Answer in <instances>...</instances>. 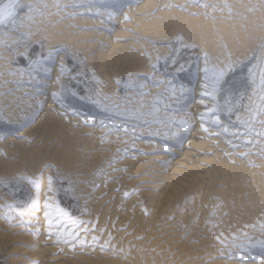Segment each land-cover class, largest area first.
Masks as SVG:
<instances>
[{
  "label": "rangeland",
  "instance_id": "374dc122",
  "mask_svg": "<svg viewBox=\"0 0 264 264\" xmlns=\"http://www.w3.org/2000/svg\"><path fill=\"white\" fill-rule=\"evenodd\" d=\"M28 1H31V0H17V7L15 8L14 18L12 20L6 21L3 26H0V39L2 40V41L1 40L0 41H1V43H3L2 45L4 47L2 49L3 52H1V55L6 56L5 61L7 62V64L12 66V67H28V66H30V64L36 65V67H37V69L36 68L34 69L35 72L32 71L31 74L29 76H27L28 78L24 79L23 84L19 85L18 91H20L19 92L20 97H22V99H25V98H27V96L30 97L31 95L35 94V91L39 90L38 88L40 86H38V85L41 83V80H44L48 83L54 82V86L57 87V89H55L56 94H53L54 97H52V95H51L50 98L48 100H46L47 103L50 102L55 107L58 106L64 112H67L68 110L70 111V109H71V111L72 110H74L75 112L77 111L76 113L79 114L80 116L78 115V117L76 119H79L80 117H82L83 115L85 116V114H86L87 116L88 115L94 116L96 118L97 122L96 123L94 122V124L93 123L88 124V126L85 127V128L89 127L88 129L95 128L94 129L95 132L94 131L93 132H89V131L88 132H84V131L81 132L82 130L79 131L78 128L76 127V125L75 126L74 125L69 126L68 125L69 120H67L68 122L65 121L64 122L65 125L63 124L62 126H59V127L60 128L62 127V129H67V136L68 137L65 138L66 141H65V144L63 145L64 147L62 146V143L60 142L59 143L60 145L57 146L59 149L57 150V147H56L55 150L52 151V154L54 153L53 155H55V157L50 155L49 160L45 159L44 162H47V164L43 163V165L44 166L46 165L47 168L43 166L44 168L42 167V169L39 170V172L37 169H35V171H33L32 169H28V172H27V170H26L27 168L25 167V169L21 168L22 170H21L20 174L15 172L16 175L19 174L18 176H16L14 174V176L12 175L10 178H7V179L6 178H0V210H1L0 216H2L4 211H7L6 208H8V211L11 212L12 214H15L17 212V210H20L21 212L24 213L22 218H20V220H21V222L19 224L20 227L21 226L25 227L29 223L30 224L33 223V222H31V220H33V219H35V221H38L41 224L49 223L50 225H53L54 228L56 229V231H55L56 235L54 234V230H53L52 231L53 233L50 232L49 234L44 236L48 239H51L53 237L51 239L52 241L49 240L50 242L47 245V247H48V246H54L55 243H56V245L59 244V242L62 238L59 237L58 233H59V230H60L62 224L70 225L69 229L70 228L72 229L74 227V229L76 228L75 230H78V229L82 228L83 225L92 221L94 217L99 221L100 220L103 221V219L105 218V215H103V214L106 212V211L104 212V210L109 208L108 211L114 212L117 214V216H116L117 218H115V220H116L115 224L116 225H113V227H112L115 230H112V228H111L110 229L111 231L108 230L110 233L109 232L105 233V230L108 229L107 227H105L104 231L100 235L97 232H94V233L92 232V235H94V236L96 235L97 237H99V238H97L95 236V238H93V239L97 238V240L100 241V243L106 234L107 236H105L104 240H105V242H107V241L108 242L105 243L103 246L98 244V246L95 247V252H94L95 255H93L94 253H91V254H86V253H78L77 254L76 253V254H74L75 256L73 255L71 258H69V261H71V262L75 261L76 263H79V264H86L87 262L88 263L90 262V264H91L92 262H94L93 260H95V259L96 260L93 264H97L98 263L97 260H100V259H101V261L99 262V264H106L108 261L109 262L107 264H113L112 262H114V261L116 262V259H117V261L119 260V262H117V263L114 262V264H118V263L119 264H124V263H126V264H132V263L133 264H135V263H137V264H165V263L172 264V261H174V259L176 262L175 264H179V263L180 264H183V263L184 264H193L194 262H195L194 264H206V263L215 264L214 262H217V261H218V264H222V263L225 264L224 261H226V264L228 262L230 264L231 263L232 264L233 263H235V264H253L254 263L255 264L256 262H257L256 264H259V262L261 264L262 261L264 262V250H263L264 249L263 248L264 247V225H263L264 216L263 215L259 216L260 218L262 217L261 222H260L259 217L256 219V218H251L248 215L247 216L242 215V213H243L242 208L244 206L243 204L244 203L247 204L249 201L252 200L255 191L258 192V188L256 186H253L255 191H254V189H252V191H250L251 189L249 187H247V184L251 183V179L249 177L245 176L246 178H248L247 179L248 181H246L245 180L246 178L244 179L245 174L243 172H241V171L239 172L237 170L239 173L238 172L234 173V174H236L234 176H236L235 178L238 180L237 182L240 184V185L239 184L237 185L238 188L237 187H235V188L230 187L228 189L227 188L224 189V192H222L223 190L221 188H223V185H225V184L223 182H221V183L217 182L216 185H218V186H216L217 188L215 187V190L217 189L216 190L217 194H216L215 190L212 191L214 189L212 187L213 184L212 183L210 184L209 181H208V183H206L207 186L202 185L201 186L202 188L197 187L200 190V192H199L198 189L196 188L197 193H199L201 195L198 194L199 195V197H197L198 199L197 198L195 199L196 201L194 202V206H195V207L193 206L194 208L192 207V208L188 209L190 207L189 203L191 200L189 197V193L188 194H187V192H185L186 194L183 193L180 196V197H182L181 200H178V197H177V199L175 200L176 203L174 201V203H173L174 206L172 205L173 208L170 207L171 210H169V212L174 210L172 212L173 214L171 213V217L175 216V217H173V219H176V218L177 219L174 221L170 217V213L167 215L165 213H163L164 216H163V214L161 215L162 220H164V217L166 216L165 222H167V223L170 222L169 224L171 225V227H172V225L174 226V224L176 225V227L178 226L179 228L173 227V228H175L174 230L177 229V231L173 232V236L171 234H169V237L168 236H161L162 238L161 237H153L154 239L150 238L149 239L150 241L148 240V243L145 244V247H143L144 249H141L142 246H144V244L143 243L138 244V242L143 240L145 236L143 237V235H141V239H140V234L138 236V234L129 235V234H127V232H126V234H120L119 233V231H121L122 233L127 231L129 224H131L133 222V220L135 219V216L131 215V216H128V220H127L126 219L127 217H124L127 215L123 216L121 214L122 208H124L123 206L127 205V203L129 202L128 200L135 194V189L134 190L129 189V193L125 194V195H124V191H126V189H122L124 191H122V190L119 191L117 189L119 191L117 194L120 193L121 196L119 195L117 198H112L111 200L109 199V201H108V199L106 200L107 193L105 191L103 193L99 194V196L96 198V196H97V195L95 196L96 192L101 187L106 186V184H107L106 181H108V179L107 178H105L106 180L102 179V181L100 182V179L102 178L101 176H103V172H105V171H101L99 173L98 176H100V177L95 176L96 175L95 173L97 171V166H98L97 163L100 159H98V161H96L97 156L94 155V152L96 153L98 151H101V149L103 148V150L101 151L102 156L100 155V158H102L105 154L106 155L109 154V152H110L109 156H113L114 154H118L116 161L119 159H122V158H124V159L126 158L127 160L136 159L137 157L143 158V156L145 157V156H149V155L150 156L151 155H153V156L162 155L168 160L174 159L175 156L169 155L170 149L182 150L184 147L183 145L190 138L191 131L194 130V128H195V126H192L190 128L189 132L188 131L187 132L182 131L181 128L179 127V124H178L179 121L175 120V118H178V116H181L182 114H186L187 112H189V113L191 112L188 109L194 102L193 93H192L193 90H192V92H189L188 94L182 96L181 98L180 97L179 98H172L170 96L165 95L163 92H161V90L157 89V86L154 84V80L157 77H161L162 79L163 78L164 79L169 78L178 87H180L182 85L194 86L200 77H202V79H203V78H205V76H207L208 78L206 77L207 79H204V80H207L208 82H210V81L214 80V78L217 77L221 73V70H222V72L226 70L225 78L218 85V88H217L216 98H215L216 110L213 112V113H215L214 115H217L221 119V121H223V122L221 124H218V125L217 124L216 125L205 124V126H206L205 129L211 131V133H212V135L208 134V136H204V139L206 141H208L206 143V148H207L206 150H208V152H206L205 150L197 152L195 150L194 153H196V155L198 157H201V158L206 157L209 159H211V158L214 159L215 157L213 155L215 153L222 154L224 151L228 150V152L235 155L234 161H238V163L243 161L245 155H241V156L236 155L235 152L232 151V148H230V146L232 147V144H230V142H232V139H234V137L235 138L238 137L240 139V138H244L247 136L245 133L240 131L241 127L243 126V123L247 121V119H249L250 117H251L250 119H252V116L254 115L253 112L256 108L255 104L257 105V103L259 102L258 100H260L259 96L262 94V91L259 87V84H260V80L262 78L261 73L264 72V47H261V45H264V20L258 19L259 21L258 22L256 21L257 23L255 22L254 25L253 24L250 25L249 23H246L242 20L240 22V20L237 18L241 14L245 15V14L250 13L251 15L252 14L254 15L255 12L257 13L259 6L261 8L260 4L264 5L263 4L264 0H255L256 2H254L252 0H241L240 3H238L237 0L236 1L235 0H225V2H223L224 0H220V2L222 1L224 4L221 2L223 5V6L221 5L222 8H219V11L218 10L213 11L214 13H216V12H218V13H216L217 16L212 14V15H214L212 17H209L208 14H206L207 11H203V14H201L199 12V10H196V11L192 10L193 12L184 11V8H183L184 4L183 3L188 4L186 0H181V1H179V0L169 1L168 0L169 1L168 5L169 6L171 5L170 7L167 6V4L162 6L161 3L163 2V0H152L153 4H155V6L154 5L153 6L156 8H153V7L147 8L146 6L142 8L141 3H143L145 0H143V1L142 0L141 1L140 0H121V1H118V0H93V1L92 0H84L85 3L89 2V1L90 2L88 3V5L83 2L82 5H84V6H76L77 8H75V6H71V5L69 6V3H67L68 6L66 4H64V7L63 6L62 7L66 8L67 10H78L79 9V10L85 11L84 14H86V15H82L81 17H77L76 19H78V18L86 19L87 18V19H89V21L93 20L91 22L94 25L93 24H92V26L90 24H89V26L88 25H79V27H78V26L74 25V21H75L74 19L75 18H73V17H68V18L66 17V19H61V20L57 19V21H56V23L58 22L57 24L54 23L55 21L53 22V24L55 26H58V25L60 26V24L63 23V21L65 22V24L67 26L64 25L61 29H59V32L56 33L55 40L52 43L53 45L51 46V44H50L51 48L49 47L50 49H48V50L45 47L46 45H44L46 43V41L42 37H40L41 36L40 32H37L38 31V28H37L38 19H37V17H39L41 14H43V11H41V12L31 11V9H29V7L26 5V2H28ZM33 1H36L37 3L43 2V0H33ZM46 1H48V0H46ZM96 1H97V3H96ZM8 2H9V0H0V7H3V5L8 3ZM100 2H101V4H100ZM171 2L173 3V6H172ZM199 2H201V1L198 0V3ZM242 2H244V3H242ZM249 2H250V4H249ZM128 3L130 4V8L134 5H135L134 7H137V8L141 7V9H140L141 13L138 14V16L139 15L140 16L141 15L149 16V17H146L147 21L144 20L142 22L143 27L146 26L145 28L146 29L148 28L149 31H147L145 28L141 29L142 25L141 26L139 25V27L136 30H134V28H132L131 26L130 27L132 29L129 27L128 28H126V27L122 28L123 26L121 27L120 25H117L115 22H113L111 19L107 18L108 16L106 15V13H114L115 12V15H121L123 9L125 8L126 4H128ZM225 3L227 4V7H226ZM231 3L237 8H235L233 5L230 6ZM246 3H247V5H246ZM256 3L259 5L257 6ZM228 4H229V6H228ZM254 5H256L255 8L253 7ZM93 6L95 7V9H98V10L100 9L99 12H101V11L102 12L99 14H96V16H89L88 14H91V13L89 12L88 9H91V10L94 9ZM246 6L248 8V10H247L248 12L247 11L243 12V13L241 12L238 15L235 9L245 10V9H247V8H245ZM194 7L195 8L199 7V4H197V6L194 5ZM149 8L151 9V12H149L150 11ZM170 8H172V9H170ZM232 8H234V9H232ZM145 9H147V10H145ZM255 9H257V11ZM106 10L108 12H106ZM159 10H160V14L157 15L156 13H158ZM172 10H173V12H172ZM224 10H225V12H224ZM226 11H228V12H226ZM175 12L177 15L175 14ZM170 13H174L173 14L174 16L171 15ZM179 13H181V15ZM35 14H36V16L34 17L33 15H35ZM182 14H183V16H182ZM223 14H224V17L227 16L228 18L226 17L224 20L220 19L222 21L221 22L220 20H218L217 17L221 16ZM160 15H161V17H159ZM229 15L231 16V18ZM163 16L164 17L167 16V17L165 19H163L164 18ZM171 16H173V17H171ZM233 16H235V17H233ZM178 17H183V18H180V20H179L180 23L178 22ZM25 18H27V19H25ZM160 18H162V19H160ZM34 19H36V21ZM71 19H72V21H71ZM158 19H159V22H156V21H158ZM182 19H184L183 20L184 23L182 22ZM195 19H196V21H195ZM22 20H23V24H22ZM165 20H166V22H165ZM193 20H194L193 25L195 24L194 26L191 25ZM199 20L201 21V23L200 22L198 23ZM216 21H218L219 23ZM27 22H29V24ZM32 22H34V23H32ZM67 22H68V24H67ZM153 22L155 24H153ZM175 22H176V25L178 24L177 26L174 25ZM207 22L210 24H214V25H212V27H211V25H208ZM148 23H149V25H148ZM150 23L152 24L151 26H150ZM158 23H160L159 25H161V26L157 25ZM164 23H165V25H164ZM242 23H244V24L246 23V24L244 25ZM26 24H27V26H26ZM35 24H37V25L35 26ZM180 25H181V27L179 28ZM186 25H187V28H186ZM207 25H208V27H207ZM215 25H217V27ZM230 25L232 26V28ZM239 25H241V27ZM242 25H244V26H242ZM72 26H74V27H72ZM163 26L165 29L162 31ZM182 26L185 28L183 29ZM229 26H230V28H229ZM168 27L170 30L172 28L173 31L172 30L170 31L168 29ZM173 27H175V28H173ZM75 28H77V29L75 30ZM157 28L159 29V32L157 30H155ZM217 28H219V29H217ZM225 28H226V30L228 28L229 29L226 31ZM233 28L235 29L234 32H233ZM34 29L37 31H35ZM68 29H69V31L67 32ZM73 29H74V31H72ZM138 29H140V30H138ZM236 29L237 30L240 29V31L238 30V32H236L237 31ZM241 29H242V31H241ZM29 30H31L32 32ZM78 30H80V31H78ZM145 30H146V32H145ZM150 30H151V32H150ZM153 30H155V31H153ZM165 30H166V32H165ZM64 31H65V33L66 32L67 33L65 34ZM132 31H133V33H132ZM220 31H225L223 33H227L228 35L223 34L221 32L223 34L222 35L219 33ZM228 31H229V33H228ZM69 32H71V33H69ZM115 32H123V33L129 35V37L127 35L126 36L123 35V36L127 37L128 40H127V38L122 37V36L121 37L119 36L117 38L114 34ZM144 32H145V34L147 33L146 36L148 35L147 36V38L149 37L148 39L145 38ZM153 32L154 33L158 32V35L156 36L158 38V40L155 37H153V36H155V34H153ZM164 32L166 34H163ZM206 32L208 33L210 38L207 37L208 35ZM210 32H211V34H210ZM88 33H89V35H88ZM135 33H137V34H135ZM139 33L143 34L144 37L141 36ZM159 33H161V34H159ZM205 33L207 36L205 35ZM80 34L83 37L80 36ZM63 35H65V36H63ZM78 35H79V37H76ZM90 35H92V36H90ZM100 35L106 36L109 39H112V37H115L114 39L117 38V40H119V43H118L119 46L117 45L118 46L117 48H119L122 44L127 45L129 42L136 44L134 47L131 48L132 51H130V52L134 54V57H137L138 55H140L141 57L139 56L140 58H138V57L137 58L142 59L143 61L139 60V61H141L139 64V61L137 59L138 63H136L132 69L135 71L136 65H137V69L139 66H141V67H139L140 69H142V68H144L146 70L149 69L148 70L149 73H147L146 70H144V69H143L142 73L140 71H138L139 69L137 70V72H138L137 74L134 71H133L134 74H133V72L131 73L132 75L130 74L129 71H127V72L125 71L126 72L125 73L123 71V68H122L123 66L121 65V67H120V65H119L120 63H118L119 60L115 61V58H111L112 60L111 59L109 60L108 57L106 58L105 49L107 46L103 42V40H101L97 37ZM138 35H140L142 38L139 37ZM221 35H222V37H221ZM224 35L228 36V37L226 38ZM86 36L87 37L90 36L91 38L90 37L87 38ZM158 36H160V38ZM65 37L67 38V40ZM74 37H75V40H74ZM78 38H80V39H78ZM120 38H122V39H120ZM206 38H208L209 40ZM124 39H126V40H124ZM60 40H61V42H60ZM70 40L73 41L72 45H71L72 41L70 42ZM56 42H57V44H56ZM75 44L77 45V47L75 46ZM78 45L81 47V49H80V47H78ZM88 45H89V47H88ZM93 45H94V47H93ZM204 47H206L207 50ZM77 48H79V49L77 50ZM49 50H50V52H49ZM5 51H6V53H5ZM117 53L119 54L120 52L117 51ZM30 55H34V57L31 58ZM98 55H99V57H98ZM135 55H137V56H135ZM58 56H60V57H58ZM60 59L63 60V62H64L62 65L60 64L61 63L59 61ZM106 59L109 61H113V62H109V61L107 62ZM118 59H120V58H118ZM153 59L154 60L156 59V62ZM105 61L107 62V65H106ZM114 61L117 62L118 64H116ZM142 62L144 63V66H143ZM58 65L61 67H59ZM110 65H111V67H110ZM116 65H119V66H117L118 69L116 67H114ZM145 66H148V67H145ZM58 67L60 68V70ZM104 67H106V69ZM107 67L111 68V70L109 71V68H107ZM119 67H120L121 71H123V72L119 71L120 70ZM50 68H51V70H50ZM99 69H100V71H99ZM200 69H203V72H200ZM249 69L252 70L251 75H250ZM114 70H116V72H114L115 74H114V77L112 78V76H113L112 71H114ZM53 71L55 73L56 72L57 73L59 72V73L54 75ZM98 71H99V73H98ZM207 71L210 72V75L208 74L209 72H207ZM241 71L244 72V79L241 76ZM119 72L123 73V75ZM145 72H146V74H145ZM150 72L152 74L153 73L154 74L152 75ZM46 73H50V74H46ZM116 73L117 74L119 73L120 75L119 74L117 75ZM139 73H141V74H139ZM231 75H232V77L230 78L229 82L226 83V79L228 77H230ZM56 76L57 77L60 76V77L57 78ZM105 76H107V77L110 76L111 79L109 77L108 78L106 77L107 78L106 79ZM251 76L255 77V83L254 84L252 82H250L252 80ZM103 79H106L108 82L106 80H103ZM55 80H58V81H55ZM244 80H246V81H244ZM107 83H109V84H107ZM58 84H59V86H58ZM110 85L111 86L113 85L112 90L108 89L109 87H111ZM56 87H54V88H56ZM58 88H59V90H58ZM254 88L257 90V91L255 90L256 91L255 94L253 93ZM57 90H58V92H57ZM258 90H260V91H258ZM259 92H260V94H259ZM25 93H27V94H25ZM256 93H258V94L256 95ZM145 94H147V95H145ZM158 95L161 99L158 97ZM255 95L258 98L255 97ZM250 96H252V97L250 98ZM168 97H169V99H168ZM254 97H255L256 101L253 100ZM52 98H53V100H52ZM158 98L160 101L158 100ZM173 99H175V100H173ZM176 99H178L179 101ZM55 101H56V103H55ZM112 101H114L115 103H113ZM169 102L172 103V105ZM247 103H248V105L251 103L249 105L250 107L247 106ZM166 104H167V106H166ZM115 106H116V111L113 108ZM23 107L22 108L17 107L16 110L18 108L22 109V110H20L21 112L18 109V111H16L15 114H13L14 116H12L10 118V116H8L5 113V109H3L0 106V131L4 132L6 130L5 132L8 131L7 133L13 134V133H16L18 131H22L23 129L28 127V125L31 123V119L28 118V115H30V112H28L27 108H23ZM248 109H249V111H248ZM26 112H28L29 114H27ZM115 112H116V114H115ZM243 112H245L244 115H243ZM247 112H248V114L246 115ZM113 113L115 115H113ZM240 113L242 114L243 118L239 117L241 115ZM67 114H69V113H67ZM117 114H119V115L117 116ZM168 115L170 117H168ZM237 116L240 119L237 118L235 121H233ZM68 117H70L72 119V118H74V115L69 114ZM244 119H245V121H244ZM11 121H14L15 124L16 123L17 124L15 125L14 122L12 123ZM238 123L240 126L238 125ZM9 125L13 126V127H11L12 130L8 129ZM226 125H227L229 132L228 131H221L222 128ZM65 126H67V128ZM71 126H72L71 130H73V131L69 130L71 128ZM73 126H74V128H73ZM200 129H201V127L199 128V131H200ZM233 130L234 131L237 130L240 132L237 133V132H234ZM69 131L71 132L70 133L71 135L69 134ZM60 132H61V130H60ZM73 132H75V133H73ZM76 132H78V134H76ZM72 135H74L75 137L73 136L74 137L73 138ZM106 136H109V137L105 138ZM85 139H86V141H85ZM88 140H90V141H88ZM91 140H93L92 141L93 144L91 143ZM85 142L86 143L88 142V144H87L88 146L86 145ZM143 142L144 143H155V144H157L158 147H155L156 149H154V147H153V148H151L152 150L147 149L145 151V149L143 150V149H141L142 147H140ZM221 142L223 144V146H220V148L222 150H218L220 148H216V147ZM223 142H227L229 144L226 145ZM69 144H71V145H69ZM76 144H78V145L76 146ZM89 144H92V145H90L92 148L89 147ZM103 144H104V146H102ZM106 144H108V145H106ZM105 145H106V148H105ZM61 146L64 150L60 149ZM67 146L69 147V149ZM73 147H75V148L77 147L75 149L76 151L74 150V152H73V149H74ZM96 147H98V149ZM109 147H111L112 150ZM90 148L91 149L96 148V149L91 150ZM71 149H72L71 154L72 153L73 154L70 156L69 151ZM88 149H90L91 151ZM165 149H167V151H165ZM59 150L61 152H59L58 153L59 155H57L56 151H59ZM104 151H106V153ZM64 152L69 153V156L68 155H67L68 157L66 156V158H67L66 160H69L67 162H65L66 160L64 159V157L66 155ZM0 153H1V151H0ZM62 153L64 154L63 157H62V155H63ZM87 153H89V154H87ZM91 153L94 155V157ZM112 153H114V154H112ZM80 154H83L82 159H80V156H79ZM87 155H89V156L87 157ZM128 155H131V156H128ZM3 156H6V155H3ZM7 156H9V155H7ZM72 156H73V158H72ZM0 157H1V154H0ZM51 157H53V158H51ZM78 157H79V159H77ZM95 157H96V159H95ZM71 158H72V160H71ZM52 159L54 161L56 159L57 162L55 161V163L53 162L51 164V162L53 161ZM93 159H95V161ZM214 160H216V159H214ZM74 161H76L77 163ZM80 161H83V162H80ZM86 161L88 163H86ZM62 162H64V163H62ZM70 162L71 163L73 162V166ZM93 162H96L95 165ZM61 163L63 165H61ZM231 163L232 162H230L229 164L233 165ZM53 164H55L56 167H54ZM56 164H58V166ZM68 164H70L72 166V168L70 167V169H69ZM77 164H78V168L76 167ZM89 164L93 167H91ZM96 164H97V166H96ZM66 165L68 166V168ZM87 165H89L88 166L89 168L87 167ZM157 165L159 168H161L159 171L160 175L158 174V177H161L165 173L164 169L167 167L168 163L161 162V163H157ZM59 166H62V167L66 166V167L65 168L63 167V169L61 167L59 169V168H57ZM83 166H86V167H83ZM95 166H96V169H95ZM75 167H76V169H75ZM93 168H94V170H93ZM248 168L253 169L254 167H252V165H248ZM65 169L67 171H65ZM36 170H37V173L39 174V176H37L38 174L36 173ZM46 170H48L49 172ZM75 170L77 173H78V171H81V170H82V172H79L77 175ZM83 170H85V171H83ZM92 170H93V173H92ZM18 171H20V170H18ZM29 171L31 173H29ZM61 171H63V172L61 173ZM24 172L26 174L28 173V175L30 174L31 176L29 175L27 177ZM64 172H66V173H64ZM87 172H90V174ZM162 172H163V174H162ZM21 173H23V175H21ZM48 173H49V175H48ZM81 173H84V175L83 174L81 175ZM44 174H46V175H44ZM230 174L231 173H229V180L231 177H234L232 174L231 175ZM86 175L89 176V178ZM219 175L223 176L222 172H219ZM32 176H34V177H32ZM44 176H46L47 178L50 177V179L52 180L53 187L51 185L50 191L53 194V196L55 195V199L53 197L52 206H51L53 208L51 211V212H53V214L51 212H49V213H51V215H50L47 212V216L44 215L43 217H41L40 214L42 211H40V210L41 209L43 210V208H41L42 205H41L39 195H40V193L44 187L43 183H42L43 178H46ZM83 176H85L84 178H86V179H84L85 181H81V180H83ZM142 176H143V172H141V171L138 172L136 175L134 174L133 177L130 179L131 182H129V183L133 184V185L131 184V186L139 185L140 183L137 181ZM92 177H95V179L97 180V181L94 180V182H93L94 184L96 183L95 185L93 183L89 184ZM215 177L216 176H214V178ZM240 177L242 178V180L240 179ZM80 178H81V180H80L81 184L78 181ZM30 179H32L31 183H29ZM252 180H254V179H252ZM86 181L88 182V185H90L91 187H89L87 185ZM133 181H135V183H133ZM244 181H245V183H244ZM98 182H99V184H98ZM103 183H105V184H103ZM84 184H86V187L84 186ZM97 184H98V186H97ZM220 184H221V186H220ZM242 184H243V186H242ZM78 185H80V187ZM82 185L84 186L83 188L81 187ZM118 186L128 187V184L124 185V186H121V184H119ZM245 186L247 187V189ZM219 187H221V188H219ZM241 187L243 190L241 189ZM218 188H219V190L220 189L222 190V191L220 190V193H218V191H219ZM256 188H257V190H256ZM86 189H88V190L86 191ZM231 189H235V190L237 189L238 192H240V193L242 192L241 194H244V195L237 193L236 192L237 190L236 191L233 190V192L235 193L234 194L231 192L232 191ZM201 190H202V192H201ZM240 190H242V191H240ZM89 191H90V193H89ZM204 191L207 192V194ZM227 191H229V192H227ZM248 191H249L250 195H249ZM83 192H85V193H83ZM86 192L88 193L87 195H86ZM210 193H212V194H210ZM223 193L224 194L227 193L225 195L226 196L228 195L229 198H228V196L227 197L224 196V198L226 197L228 200L225 199V201H224L222 199V197L224 195ZM230 193L232 194V196ZM82 194L85 195V198ZM221 194H222V196H221ZM186 195H188V196H186ZM81 196H83V197H81ZM86 196H87V198H86ZM215 196L217 197V199ZM233 196H234V199L236 201H234ZM120 197H122V198H120ZM210 197H212V198H210ZM245 197H246V199H245ZM81 198H82V201H81ZM124 198H125V201H124ZM183 198H185V199H183ZM186 198H187V200H186ZM220 198H221V200H219ZM242 198H244V199L241 202ZM83 200H86L85 201L86 203L83 202ZM144 200L145 199H141V201L138 200V202H136V204H135V207L136 208L140 207V204L142 205V207H145V205H146V207L143 209L140 207L142 209V211L140 213L141 214L146 213V208H147L148 210H147L146 214L150 215L152 212V206H151L150 202L148 203V201H146V200L144 201ZM205 200H206L207 204L205 203ZM89 201H92V202L94 201V202L93 203L91 202L92 204L90 205ZM97 201L101 204V206H99L100 204H98ZM121 201H122V204H121ZM183 201H185V202H183ZM226 201L229 204L228 203L226 204ZM124 202H126V203H124ZM54 203H57L58 205L54 204ZM95 203L97 204L98 207H100L99 210H96L97 206ZM111 203L113 204V206ZM117 203H119V204L117 205ZM234 203H236V206L239 208L240 212L238 211V208H236ZM107 204H108V206H107ZM179 204H181L182 206H178ZM89 205H90V207H89ZM196 205H198V206H196ZM55 206H56V208H55ZM199 206L201 208H198ZM86 207H88L87 210H85ZM115 207H117L116 210H115ZM185 207H187V212L189 211L188 213L185 212V210H184V209H186ZM228 207H229V209L227 210ZM223 208H224V210H223ZM230 208L231 209L233 208V209L231 210ZM198 209L199 210L201 209V211L199 212ZM221 209H222V211H221ZM2 210H3V213H2ZM94 210L97 211L96 216L93 215V213L96 212ZM101 210H103V211H101ZM118 210H119V212H118ZM143 210L145 212H143ZM179 211L181 213V216L183 213L182 211L185 212V213H183L182 217L180 216ZM202 212H203V214H202ZM238 212L242 216H240L238 214ZM34 213H36L35 216L33 215ZM94 214H96V213H94ZM188 214L190 215V217H188L189 216ZM194 214H195V216H194ZM236 214H237V216H236ZM53 215H54V217H53ZM81 215L83 217L85 216L84 219ZM90 215H91V217H88ZM98 215H99V217H98ZM101 215H103V216L101 217ZM191 215H192V217H191ZM234 216H236L237 219H235ZM238 216L241 218V220H240V218H238ZM77 217H78V219H81V220L78 221V219H77V221H76L75 219ZM179 217H181V218H179ZM185 217H186V219H185ZM219 217H220V219H219ZM231 217H233V219ZM86 218L87 219L89 218L88 221H86L87 220ZM182 218H184V219H182ZM245 218H246V220H245ZM168 219H169V221H168ZM27 220H29V221L27 222ZM178 220H179V222H177ZM219 220H221V221H219ZM238 220H240L239 221L240 224H238ZM244 220L246 223L244 222ZM58 221H60V223L55 224ZM125 221H126V223H125ZM172 221H174V222L172 223ZM186 221L187 222L189 221V222L187 223ZM215 221H216V223H215ZM223 221H225V222H223ZM233 221H235V223ZM180 222H181V224H180ZM217 223H218V225H217ZM236 223L238 225H235ZM120 224H122V226ZM124 224H125V226H124ZM177 224H179V225H177ZM193 224H195V226ZM259 224H261V226H259ZM234 225H235V227H233ZM183 226H184V229L186 231H183L184 230V229H182ZM228 226H230V227H228ZM238 226H239V228L236 229V227H238ZM185 227H187V228H185ZM192 227H194L197 230V232L195 233L196 236H195V234L192 235L193 233L190 232V228H192ZM196 227H198L199 230ZM219 227L221 228L220 230H219ZM232 227H233V230H232ZM74 229H72V230H74ZM120 229H122V230H120ZM230 229L232 230L231 232H230ZM117 230H118V232H117ZM188 230H189V232H188ZM211 230H213L214 232L213 231H212L213 233L210 232ZM221 230L224 232H222ZM0 231H1V227H0ZM112 231H115L118 234L117 233L114 234ZM182 231L184 232L183 233L184 235H182V233H181ZM27 233H24V231H23V234H27V236H29L30 232H27ZM90 233L91 232H89L85 238L86 242L88 240V236L92 237L89 235ZM176 233H177V235H176ZM214 233H215V235H214ZM20 234H22V233H20ZM110 234H111V236H110ZM188 234H191V236L193 238H191V236ZM38 235L43 236L44 234H42L41 232H38ZM117 235H118V237H117ZM121 235H122V237H120ZM123 235H125V237ZM174 235H176L175 236L176 238H174ZM178 235L180 236V239L177 238V237H179ZM216 235L218 236V238L220 237L219 239L221 241L225 240L224 239L225 236H228V237H225L226 240H225V243H223L224 241L223 242L218 241L219 239H217ZM39 236H37V237H39ZM200 236H202V237H200ZM24 237H25V235H24ZM37 237H35V238H37ZM126 237H128V239ZM135 237H137V239H135ZM172 237L174 239H170ZM194 237H196V238H194ZM211 237H213L212 240H211ZM157 238H159L162 241H160V243H156L157 245L155 244V246H153V248H152L151 242H152V240H158ZM209 238H210V240H209ZM227 238L230 240H228ZM109 239H110V241H109ZM129 239H131V240H129ZM166 239L168 241H171V242H168ZM188 239L190 241H188ZM235 240L237 243H234ZM240 240H242V241H240ZM79 241H81V238ZM112 241L114 242V244ZM166 241L172 247L169 246L166 243ZM208 241H210V242H208ZM213 241L215 242V244ZM216 241H217V243H216ZM226 241H227V243H226ZM230 241L231 242L234 241V242L231 243ZM110 242H112L113 245H111ZM125 242H127V243H125ZM174 242L177 244H175ZM182 242H184V243H182ZM202 242H204V244ZM207 242L209 243V245L207 244ZM238 242H239V244H238ZM52 243H53V245H52ZM123 243H124V245H122ZM162 243H164L163 245L166 244L167 246L166 245L162 246ZM171 243H173V244H171ZM219 243H220V245L221 244L222 245L219 246L218 245ZM1 244H2V248H3V242L0 241V264H11V260L9 261V259H12V258H13L12 262L14 264L16 263V260H19V262L17 261L16 264H40L39 263L40 261H38V260L33 261V262L30 261L29 255H27V254L35 253L36 249H33L32 247L30 248L29 246H27L26 243L21 244L22 251L16 250V252L12 251V246L2 249ZM85 244H81V245H84V247H86ZM149 244L151 247L149 246ZM184 244L187 246L188 249L185 247ZM227 244H228V246H227ZM241 244H243L244 247L243 246L239 247ZM78 245H80V244H78ZM177 245H178V247H177ZM190 245H193V246L195 245V248H193V246H190ZM223 245H225V247H223ZM233 245L236 248H234ZM15 246H17V245H15ZM107 246H108V248H107ZM159 246L160 247L162 246L163 248L161 247V249H159L158 248ZM201 246H203V247H201ZM209 246H211V247L216 246L217 249L214 250L215 247H213V248L210 247L211 248L210 249ZM218 246L220 248L222 247L221 248V249H223L222 252ZM226 246H227V248L229 247V251H227ZM121 247H123V248H121ZM149 247H150V249L152 248L151 251H150ZM183 247H185L186 253H185L184 249L182 251L180 250ZM189 247H191L193 249L191 250V248L189 249ZM206 247L209 248L208 252H205V251H207ZM242 247L245 248V251L247 250V252H245L244 249H242ZM256 247H258V248H256ZM25 248H27V250ZM155 248L156 249L158 248L159 252ZM168 248L170 250L172 249L171 251H173L175 253V255L173 252H170V250ZM127 249H129V250H127ZM136 249H138V251H136ZM153 249L156 251H153ZM237 249H238V251H237ZM258 249H260L261 251H259ZM23 250L25 251V253H21V252H23ZM29 250H30V252H29ZM143 250L145 252L142 253ZM179 250H180V253L178 252ZM195 250H197V252ZM200 250H202V251H200ZM218 250L220 251L219 256H218V254H219ZM230 250H232V251H230ZM98 251H99V253H98ZM101 251H103V252H101ZM104 251L107 254H105ZM166 251H169V253H165ZM198 251H200V252H198ZM223 251L225 252V254L222 255L221 253H223ZM110 252H111V254H109ZM127 252L128 253L130 252V253L127 255ZM149 252L150 253L154 252V254H153L154 256L151 255ZM157 252L160 254L158 255ZM163 252L165 254H167V256H166L167 258L165 257V254ZM187 252H188V254H187ZM191 252L192 253L194 252L193 255H196V256L195 257L190 256ZM201 252H203L204 254ZM248 252L250 254H248ZM114 253H115V255H113ZM118 253H120L119 255H121V256H118L117 255ZM136 253H138V254H136ZM139 253H140V255H139ZM155 253H156V256H155ZM103 254H105V256L106 257L108 256V257L103 258L104 257ZM201 254L203 255V257ZM239 254L240 255L242 254L244 256L241 255L242 256V258H241V256ZM79 255H81V256H79ZM91 255H93L94 257ZM129 255H131V256H129ZM138 255L140 256V258ZM184 255H185V257H183ZM210 255H213V256L210 257ZM224 255H226V256H224ZM237 255L240 256V258H238ZM83 256L86 258H84ZM133 256L134 257L136 256L135 258L140 259V260H136L135 258H132ZM148 256L150 257V259ZM152 256L155 259H157L158 257H159L158 259H161V258L162 259L165 258V259L159 260L158 262H160V263H158V262L155 263L158 259L153 261ZM162 256H164V257H162ZM168 256L171 259V260H169V261H171V263H169L167 261L169 259ZM180 256H182L184 259L182 257L180 259H178ZM206 256H208V257H206ZM231 256H234V258L233 257L231 258ZM245 256L247 257V259L245 258ZM80 257H82V259ZM89 257H91L92 260ZM143 257H144V259H143ZM204 257H206V258L210 257V258L206 260V258L204 259ZM112 258L114 259V261ZM124 258H126L125 261H127V259H128L129 262H125ZM146 258L150 260V263H146V262H149L146 260ZM198 258H200L201 260L203 258L204 260L200 261V259H198ZM73 259H74V261H73ZM106 259H108V260H106ZM120 259H121V261H120ZM131 259H133V260L131 261ZM151 259L153 262L151 261ZM193 259L198 260L197 261L198 263L196 261H193ZM103 260H104V262H103ZM184 260L187 262H185ZM219 260L222 263H220ZM258 260H260V261H258ZM105 261H106V263H105ZM123 261H124V263H123ZM177 261H180V262L177 263ZM173 264H174V262H173Z\"/></svg>",
  "mask_w": 264,
  "mask_h": 264
},
{
  "label": "bare ground",
  "instance_id": "6f19581e",
  "mask_svg": "<svg viewBox=\"0 0 264 264\" xmlns=\"http://www.w3.org/2000/svg\"><path fill=\"white\" fill-rule=\"evenodd\" d=\"M93 1V0H92ZM118 1H121V0H118ZM141 1V0H140ZM143 1V0H142ZM169 1H171V0H169ZM168 0H163V2L161 3L162 4V6H164L165 4H167V6H169L168 5V2H169ZM179 1H181V0H179ZM187 1V3L188 4H186V3H183L184 4V6H183V8H184V11H188V12H193V11H196V10H199V12L201 13V14H203V11H207V13L206 14H208V16L209 17H212V16H214V15H216V13H218V12H216V13H214L213 11H216V10H218L219 11V8H222L221 7V5H222V3L223 2H225V0L221 3L220 2V0H200L201 2H199L198 3V0H186ZM236 1V0H235ZM240 1L241 0H237V2L238 3H240ZM252 1H254V2H256L255 0H252ZM84 2V0H48V1H46V0H43V2H40V3H37L36 1H33V0H31V1H28V2H26V5L29 7V9H31V11H36V12H41V11H43V14H41L39 17H37V19H38V26H37V28H38V31L37 30H35V31H37V32H40V34H41V36L40 37H42L45 41H46V43L44 44V45H46L45 47L47 48V50L48 49H50L51 48V46L53 45L52 43L54 42V40H55V36H56V33H58L59 32V29H61L64 25H66L65 24V22L63 21V23H61L60 24V26L58 25V26H55L54 24H53V22L54 23H56V21H57V19H66V17L68 18V17H73V18H75L74 20V25L75 26H78L79 27V25H88L89 26V24L92 26V22L91 21H93V20H90L89 21V19H82V18H78V19H76L77 17H81L82 15H86V14H84V10L82 11V10H67L66 8H63L64 7V4H66L67 6H68V4L67 3H69V6L71 5V6H75V8H77L76 6H84V5H82V3ZM90 2V1H89ZM89 2H87V3H85V4H87L88 5V3ZM248 2V1H247ZM262 2V1H261ZM96 3H97V1H96ZM136 3V2H135ZM134 3V4H135ZM141 3V2H140ZM172 3V2H171ZM179 3V2H178ZM228 3V2H227ZM237 3V4H238ZM242 3H244V2H242ZM259 3V2H258ZM100 4H101V2H100ZM109 4V3H108ZM138 4V3H137ZM157 4V3H156ZM160 4V5H161ZM197 4H199V7H194V5L195 6H197ZM224 4V3H223ZM226 4V3H225ZM236 4V3H235ZM249 4H250V2H249ZM253 4V3H252ZM257 4V3H256ZM264 4V3H263ZM65 5V6H66ZM99 5V4H98ZM155 6V4H153V1L152 0H145L143 3H141V7L143 8V7H153V8H156V7H154ZM200 5H204V7H201ZM233 4L231 3V5L230 6H232ZM240 5V4H239ZM246 5H247V3H246ZM259 4H257V6H258ZM261 5V8H260V6H259V8H258V11H257V9H255L256 11H257V13L255 12V14L253 15H251L250 13H248V14H245V15H243V14H241V15H239L241 12L243 13V12H246L247 10H248V8H247V6L245 7V8H247V9H245V10H239V9H235L236 10V12H237V14L239 15L238 16V18L237 19H239L240 20V22H241V20L242 21H244V22H246V23H249L250 25L251 24H253L254 25V23L257 21H259L260 19L262 20H264V5H262V4H260ZM63 6V7H62ZM66 6V7H67ZM97 6V5H96ZM101 6V5H100ZM106 6V5H105ZM109 6V5H108ZM135 6V5H134ZM134 6H132L131 8H130V4L128 3V4H126V6H125V8L123 9V11H122V14L121 15H115V12L114 13H106V15L108 16L107 18H109V19H111L113 22H115L117 25H120L122 28H124V27H126V28H134V30H136L138 27H139V25L141 26L142 25V22L145 20V21H147L146 20V17H149V16H143V15H139L138 16V14H140L141 13V11H140V9H141V7H134ZM171 6V5H170ZM169 6V7H170ZM172 6H173V3H172ZM223 6V5H222ZM228 6H229V4H228ZM234 6V5H233ZM245 6V5H244ZM249 6V5H248ZM255 6L256 5H254L253 7L255 8ZM63 9H62V8ZM88 7V6H87ZM94 7V6H93ZM98 7V6H97ZM212 7V8H211ZM225 7V6H224ZM226 7H227V4H226ZM235 7V6H234ZM252 7V8H253ZM71 8V7H70ZM83 8V7H82ZM152 8V9H153ZM163 8V7H162ZM174 8V7H173ZM199 8V9H198ZM211 8V9H210ZM235 8H237V7H235ZM242 8V7H241ZM257 8V7H256ZM150 9V8H149ZM170 9H172V8H170ZM231 9V8H230ZM232 9H234V8H232ZM251 9V8H250ZM89 10V12L91 13V14H88L89 16H96V14H99V13H101V12H99V10L98 9H95V7H94V9H88ZM111 10V9H110ZM145 10H147V9H145ZM157 10V9H156ZM193 10V11H192ZM165 11V10H164ZM229 11V10H228ZM228 11H226V12H228ZM251 11V10H250ZM254 11V10H253ZM106 12H108L107 10H106ZM143 12V11H142ZM149 12H151V9H150V11ZM148 12V13H149ZM172 12H173V10H172ZM177 12V11H176ZM176 12H175V14H176ZM224 12H225V10H224ZM248 12V11H247ZM252 12V11H251ZM28 13V12H27ZM144 13V12H143ZM146 13V12H145ZM156 13V12H155ZM166 13V12H165ZM253 13V12H252ZM34 14V13H33ZM38 14V13H37ZM105 14V13H104ZM151 14V13H150ZM157 15L158 14H160V10L158 11V13H156ZM171 15H173L174 13H170ZM180 15H181V13H179ZM198 14V13H197ZM200 14V15H201ZM205 14V13H204ZM205 14V15H206ZM212 14H214V15H212ZM227 14V13H226ZM26 15V14H25ZM162 15V14H161ZM161 15L159 16V17H161ZM164 15V14H163ZM177 15V14H176ZM233 15V14H232ZM23 16V15H22ZM34 17L36 16V14L35 15H33ZM165 16V15H164ZM163 16V17H164ZM174 16V15H173ZM173 16H171V17H173ZM182 16H183V14H182ZM194 16V15H193ZM199 16V15H198ZM197 16V17H198ZM217 16V15H216ZM230 16V15H229ZM105 17V16H104ZM167 17V16H166ZM166 17H164L163 19H165ZM177 17V16H176ZM227 16H225L224 17V14L223 15H221V16H218L217 18H218V20H220V19H225ZM233 17H235V16H233ZM169 18V17H168ZM180 18H183V17H178V22H179V20H180ZM187 18V17H186ZM205 18V17H204ZM216 18V19H217ZM228 18V17H227ZM230 18H231V16H230ZM25 19H27V18H25ZM148 19V18H147ZM160 19H162V18H160ZM193 19V18H192ZM199 19V18H198ZM209 19V18H208ZM259 19V20H258ZM35 21H36V19H34ZM33 20V21H34ZM70 20V19H69ZM152 20V19H151ZM167 20V19H166ZM166 20H165V22H166ZM171 20V19H170ZM177 20V19H176ZM183 20L184 19H182V22H183ZM188 20V19H187ZM186 20V21H187ZM228 20V19H227ZM232 20V19H231ZM234 20V19H233ZM25 21V20H24ZM71 21H72V19H71ZM150 21V20H149ZM161 21V20H160ZM195 21H196V19H195ZM203 21V20H202ZM210 21V20H209ZM221 21V20H220ZM235 21V20H234ZM60 22V21H59ZM99 22V21H98ZM155 22V21H154ZM153 22V24H155ZM156 22H159V19H158V21H156ZM168 22V21H167ZM177 22V21H176ZM176 22H175V24L174 25H176ZM189 22V21H188ZM187 22V23H188ZM193 22H194V20L192 21V23H191V25H193ZM201 23V21L199 20L198 21V23ZM211 22V21H210ZM216 22H218V21H216ZM222 22V21H221ZM256 22V23H257ZM25 23V22H24ZM28 24H29V22H27ZM32 23H34V22H32ZM58 23V22H57ZM56 23V24H57ZM161 23V22H160ZM160 23H158L157 25H159ZM172 23V22H171ZM180 23V22H179ZM184 23V22H183ZM182 23V24H183ZM196 23V22H195ZM208 23V22H207ZM219 23V22H218ZM217 23V24H218ZM225 23V22H224ZM228 23V22H227ZM234 23V22H233ZM232 23V24H233ZM239 23V22H238ZM237 23V24H238ZM245 23V24H246ZM22 24H23V20H22ZM31 24V23H30ZM67 24H68V22H67ZM71 24V23H70ZM73 24V23H72ZM96 24V23H95ZM146 24V23H145ZM167 24V23H166ZM186 24V23H185ZM197 24V23H196ZM206 24V23H205ZM223 24V23H222ZM229 24V23H228ZM231 24V25H232ZM242 24H244V23H242ZM244 24V25H245ZM37 24H35V26H36ZM94 25V24H93ZM148 25H149V23H148ZM152 24L150 23V26H151ZM164 25H165V23H164ZM178 25V24H177ZM176 25V26H177ZM195 25V24H194ZM193 25V26H194ZM201 25V24H200ZM208 25H211V27H212V25H214V24H210V23H208ZM208 25H207V27H208ZM226 25V24H225ZM230 25V26H231ZM244 25H242V26H244ZM26 26H27V24H26ZM34 26V27H35ZM67 26V25H66ZM70 26V25H69ZM97 26V25H96ZM131 26V27H130ZM154 26V25H153ZM159 26H161V25H159ZM158 26V27H159ZM172 26V25H171ZM185 26V25H184ZM216 27H217V25H215ZM223 26V25H222ZM228 26V25H227ZM230 26H229V28H230ZM240 27H241V25H239ZM31 27V26H30ZM72 27H74V26H72ZM142 28L141 29H144L145 27H143V25L141 26ZM155 27V26H154ZM157 27V26H156ZM166 27V26H165ZM181 27V25L179 26V28ZM183 27V26H182ZM201 27V26H200ZM214 27V26H213ZM22 28V27H21ZM131 28V29H132ZM153 28V27H152ZM160 28V27H159ZM173 28H175V27H173ZM185 27H183V29H184ZM186 28H187V25H186ZM195 28V27H194ZM215 28V27H214ZM228 28V29H229ZM231 28H232V26H231ZM237 28V27H236ZM246 28V27H245ZM29 29V28H28ZM31 29V28H30ZM77 28H75V30H76ZM146 29V28H145ZM150 29V28H149ZM162 29V28H161ZM165 28H164V26H163V29H162V31L164 30ZM167 29V28H166ZM168 29H169V27H168ZM211 29V28H210ZM217 29H219V28H217ZM221 29V28H220ZM227 29V30H228ZM243 29V28H242ZM242 29H241V31H242ZM130 30V29H129ZM138 30H140V29H138ZM147 31H149L148 30V28L146 29ZM146 30H145V32H146ZM155 30H157L158 32H159V29L157 28V29H155ZM155 30H153V31H155ZM170 30V29H169ZM171 30L173 31V29L171 28ZM170 30V31H171ZM175 30V29H174ZM182 30V29H181ZM194 30V29H193ZM192 30V31H193ZM225 30H226V28H225ZM226 30V31H227ZM234 28H233V32H234ZM237 30V29H236ZM239 31H240V29H238ZM238 30L236 31V32H238ZM246 30V29H245ZM28 31V30H27ZM29 31H31V30H29ZM69 31V29L67 30V32ZM72 31H74V29L72 30ZM78 31H80V30H78ZM142 31V30H141ZM144 31V30H143ZM190 31V30H189ZM230 31V30H229ZM229 31H228V33H229ZM244 31V30H243ZM24 32V31H23ZM32 32V31H31ZM66 32V33H67ZM145 32H144V34H145ZM150 32H151V30H150ZM158 32H153V34H155V36H153V37H155L157 40H158V38L156 37L157 35H158ZM165 32H166V30H165ZM163 33V34H166V33ZM223 32H225V31H220L219 33L220 34H222ZM232 32V31H231ZM64 33H65V31H64ZM65 33V34H66ZM69 33H71V32H69ZM73 33V32H72ZM132 33H133V31H132ZM157 33V34H156ZM185 33V32H184ZM198 33V32H197ZM207 33V32H206ZM206 33H205V35H206ZM86 34V33H85ZM93 34V33H92ZM96 34V33H95ZM94 34V35H95ZM115 34V36L118 38L119 36L121 37H125L127 34H125V33H123V32H115L114 33ZM135 34H137V33H135ZM141 36H143V34H141V33H139ZM147 34V33H146ZM146 34L144 35L145 36V38H147V36H146ZM151 34V33H150ZM159 34H161V33H159ZM162 34V35H163ZM210 34H211V32H210ZM223 34H227V33H223ZM222 34V35H223ZM62 35V34H61ZM88 35H89V33H88ZM87 35V36H88ZM93 35V36H94ZM104 35V34H103ZM103 35H100V36H97L99 39H101V40H103V42L106 44V49H105V55H106V58L108 57L109 58V60L111 59V58H115V61L117 60H119L118 61V63H120L119 65H120V67H121V65L123 66L122 68H123V71L125 72H127V71H129L130 72V74L134 71L132 68L135 66V64L136 63H138L137 62V59L138 58H140L141 56L140 55H135V56H137V57H134V54L133 53H131L130 51H132L131 50V48L132 47H134L136 44H134V43H131V42H129L127 45H121L119 48H117L119 45H118V43H119V40H117V38L116 39H114L115 37H112V39H109V38H107L106 36H103ZM123 35H125V36H123ZM140 35H138L139 37H141ZM207 35H208V33H207ZM206 35V36H207ZM213 35V34H212ZM222 35H221V37H222ZM228 35V34H227ZM63 36H65V35H63ZM80 36H82L81 34H80ZM85 36V35H84ZM86 36V37H87ZM90 36H92V35H90ZM89 36V37H90ZM128 37H129V35H127ZM143 36V37H144ZM151 36V35H150ZM164 36V35H163ZM197 36V35H196ZM225 36V35H224ZM240 36V35H239ZM70 37V36H69ZM68 37V38H69ZM76 37H79V35L78 36H76ZM83 37V36H82ZM89 37H87V38H89ZM159 38H160V36H158ZM208 38H210L209 37V35L207 36ZM226 38L228 37V36H225ZM62 38V37H61ZM66 38V37H65ZM81 38V37H80ZM80 38H78V39H80ZM91 38V37H90ZM93 38V37H92ZM97 38V39H98ZM125 38H127V37H125ZM142 38V37H141ZM149 38V37H148ZM147 38V39H148ZM152 38V37H151ZM204 38V37H203ZM208 38H206V39H208ZM212 38V37H211ZM224 38V37H223ZM222 38V39H223ZM60 39V38H59ZM86 39V38H85ZM120 39H122V38H120ZM155 39V40H156ZM225 39V38H224ZM1 40V39H0ZM57 40V39H56ZM66 40H67V38H66ZM74 40H75V37H74ZM92 40V39H91ZM96 40V39H95ZM100 40V41H101ZM124 40H126V39H124ZM127 40H128V38H127ZM209 40V39H208ZM212 40V39H211ZM215 40V39H214ZM2 41V40H1ZM1 41H0V106L3 108V109H5V113L8 115V116H10V118L12 117V116H14L13 114H15V112L16 111H18V109L16 110V108L17 107H20V108H22L23 106V108H27V110H28V112H30V115H28V118L29 119H31V123L28 125V127L27 128H25V129H23L22 131H18V132H16V133H13V134H9V133H7V132H3V131H0V151H1V157H0V178H10L12 175L14 176V174L16 175V173H19L20 174V172H21V170L24 168L25 169V167L27 168L26 170H27V172H28V169H32L33 171H35V169H37L38 170V172H39V170H41L42 169V167L44 166L43 165V163H46L47 164V162H44L45 161V159L46 160H49V158H50V155L51 156H54L55 157V155H53L52 154V151H54L55 150V148L58 146V145H60L59 143L61 142L62 143V146L65 144V138H67L68 136H67V129H62V127L60 128L59 126H62L63 124H64V122L66 121V122H68L67 120H69V126L70 125H76V127L78 128V130L79 131H81V132H93L94 131V129L95 128H91V129H88V128H85V127H87L88 126V124H91V123H93L94 124V122L96 123L97 122V120H96V118L94 117V116H90V115H86L85 114V116L83 117H80L79 119H76L77 117H78V115L79 114H77L74 110H72L71 111V109H70V111L68 110L67 112H64L63 110H61L58 106L57 107H55L53 104H51L50 102L49 103H47V101L46 100H48L49 98H50V96L52 95V97H54L53 96V94H56V91H55V89H57V87L56 86H54V82H52V83H48V82H46V81H44V80H41V83L38 85V86H40L38 89L39 90H36L35 91V94H33V95H31L30 97H28L27 96V98H25V99H22V97H20V94H19V92L20 91H18V87H19V85H21V84H23V82H24V79L25 78H28L27 76H29L30 74H31V72L32 71H34L35 72V68L37 69V67H36V65H31L30 64V66H28V67H12V66H10V65H8L7 64V62L5 61L6 59V56H2L1 55V52H3L2 51V49L4 48L3 47V43H1ZM44 41V42H45ZM63 41V40H62ZM72 40H70V42H71ZM59 42V41H58ZM60 42H61V40H60ZM66 43V42H65ZM68 43V42H67ZM72 43H73V41L71 42V45H72ZM121 43V42H120ZM50 44H51V46H50ZM56 44H57V42H56ZM61 44V43H60ZM55 45V44H54ZM62 45V44H61ZM92 45V44H91ZM118 45V46H117ZM75 46L77 47V45L75 44ZM200 46V45H199ZM50 47V48H49ZM78 47H80L79 45H78ZM88 47H89V45H88ZM93 47H94V45H93ZM96 47V46H95ZM45 48V49H46ZM204 48H206V47H204ZM79 48H77V50H78ZM80 49H81V47H80ZM130 49V50H129ZM206 50H207V48H206ZM117 51H119L120 53L118 54L117 53ZM48 52V51H47ZM49 52H50V50H49ZM116 52V53H115ZM5 53H6V51H5ZM100 53V52H99ZM123 53V54H122ZM203 53V52H202ZM51 54V53H50ZM111 54V55H110ZM100 55V54H99ZM99 55H98V57H99ZM55 56V55H54ZM140 56V57H139ZM143 56V55H142ZM58 57H60V56H58ZM8 58V57H7ZM57 58V57H56ZM62 58V57H61ZM94 58V57H93ZM118 58H120V59H118ZM109 60H107L106 59V61L108 62ZM112 60V59H111ZM139 60H142V59H138V61ZM154 60V59H153ZM61 63V65L64 63L63 62V60H59ZM97 61V60H96ZM100 61V60H99ZM105 61V62H106ZM114 61V62H115ZM143 61V60H142ZM155 62H156V59L154 60ZM107 62H106V65H107ZM109 62H113V61H109ZM140 62L141 61H139V64H140ZM37 63V62H36ZM35 63V64H36ZM116 64H118L117 62H115ZM143 63V62H142ZM141 63V64H142ZM59 64V63H58ZM101 65V64H100ZM105 65V64H104ZM119 65H116V66H114V67H116L117 68V66H119ZM39 66V65H38ZM56 66V65H55ZM59 66V65H58ZM139 66V65H138ZM143 66H144V63H143ZM201 66V65H200ZM59 67H61V66H59ZM58 67V68H59ZM63 67V66H62ZM100 67V66H99ZM110 67H111V65H110ZM120 67H119V69H120ZM139 67H141V66H139ZM138 67V69H137V65H136V69H135V71L134 72H136V74L138 73L137 72V70L138 71H140L141 73L143 72V69L144 68H142V69H140ZM145 67H148V66H145ZM105 69H106V67H104ZM107 68H109V67H107ZM201 68V67H200ZM49 69V68H48ZM114 69V68H113ZM118 69V68H117ZM116 69V70H117ZM148 69V68H147ZM50 70H51V68H50ZM58 70V69H57ZM59 70H60V68H59ZM111 70V68H109V71ZM116 70H114V71H112V74H113V76H112V78L114 77V72H116ZM144 70H146V69H144ZM149 70V69H148ZM148 70H146V72L147 73H149L148 72ZM202 70V71H201ZM225 70V69H224ZM55 71V70H54ZM53 71V72H54ZM99 71H100V69H99ZM99 71H98V73H99ZM107 71V70H106ZM105 71V72H106ZM119 71H121V69L119 70ZM123 71H121V72H123ZM46 72V71H45ZM48 72V71H47ZM121 72H119V73H121ZM125 72V73H126ZM134 72H133V74H134ZM146 72H145V74H146ZM200 72H203V69H200ZM205 72V71H204ZM207 72H209V71H207ZM51 73V72H50ZM50 73H46V74H50ZM59 73V72H58ZM57 72L55 73L54 72V75H56V74H58ZM110 73V72H109ZM118 73V74H119ZM141 73H139V74H141ZM151 73V72H150ZM221 73H223V76H220V74L217 76V77H215L214 78V80H212V81H210V82H208L207 80H204V79H207L208 77L207 76H205V78H203L202 79V77H200L198 80H197V83L194 85V86H186V85H182V86H180V87H178L177 85H175V83L171 80V79H169V78H166V79H162L161 77H157L155 80H154V84L157 86V89H159V90H161V92H163L165 95H167V96H170V97H172V98H181L182 96H184V95H186V94H188L189 92H192V90H193V98H194V102H193V104L189 107V111H191L190 113L189 112H187L186 114H182L181 116H178V118H175V120H178L179 121V127L181 128V130L182 131H190V128L192 127V126H195V128H194V130H192L191 131V134H190V138H189V140L183 145L184 147H183V149L182 150H175V149H170V152H169V155H172V156H175V158L174 159H171V160H168V159H166L164 156H162V155H156V156H153V155H149V156H143V158L142 157H137L136 159H129V160H127L126 158L124 159V158H122V159H119V160H117L116 161V159H117V157H118V154H114V153H112V154H114L113 156H109L110 155V152H109V154H105L106 153V151H104L105 153V155L102 157V158H100V155L102 154V150H103V148L101 149V151H98V152H94V155L95 156H97V160L96 161H98V159H100L99 161H98V166H97V164H96V166H97V171H96V175L95 176H98L99 175V173L101 172V171H105V172H103V176H101L102 178L100 179V182L102 181V179H105V178H107L108 179V181H106V186H103V187H101L100 189H98V191L96 192V194H95V196H96V198L99 196V194H101V193H103L104 191L107 193V197H106V200L108 199V201H109V199L111 200L112 198H117L119 195H120V193L119 194H117L120 190H122V189H126V191H124V190H122V191H124V195L125 194H128L129 193V189H135V194L128 200L129 202L127 203V205H125V206H123L124 208H122V211H121V214L124 216V215H127V216H124V217H127L126 219L128 220V216H131V215H134L135 216V219L133 220V222L131 223V224H129V226H128V229H127V231H125V232H121V231H119V233L120 234H126V232H127V234H129V235H131V234H138V236H139V234H140V239H141V235H143V237H144V239L143 240H141V241H139L138 242V244H144V246H142V248L141 249H144L143 247H145V244H147L148 243V240L151 238H153V237H161V236H168L169 237V234H171L172 236H173V232L174 231H177V229L176 230H174L175 228H177L176 227V225L174 224V226L172 225V227H171V225L169 224V223H167V222H165V217H164V220H162L161 219V215L163 214V213H165L166 215L167 214H169L170 213V217H171V213L174 211V210H172L171 212H169V210H171V208H173V203H174V201L177 199V197H178V200H181L182 199V197H180L183 193L184 194H186L185 192H187V194L189 193V197H190V207L188 208V209H190V208H192L193 206H194V202L196 201L195 199L197 198V197H199V195H201V194H199V193H197V189H198V191L200 192V190H199V188H197V187H201L202 185L203 186H207V184L206 183H208V181L210 182V184L212 183L213 185H212V187L214 188L212 191H214L215 190V187L216 186H218V185H216V183L217 182H219V183H221V182H223L225 185H223V188H221V187H219V188H221L220 190L222 191V192H224V189H228V188H230V187H233V188H235V187H237V185L239 184L237 181V179L235 178L236 176H234V175H236V174H234L235 172H243L245 175H244V179L246 178V177H249L250 179H251V183H248L247 184V187H249L251 190L250 191H252V189H254L253 188V186H256L257 188H258V192H256L255 191V189H254V191H255V193H254V195H253V198H252V200L251 201H249L247 204H243L242 206H243V208H242V211H243V213H242V215H245V216H249V217H251V218H258L259 216H264V114H262L257 108H255V110H254V115L252 116V119H247V121L246 122H244L243 123V126L241 127V130L240 131H242L243 133H245L246 135V137H244V138H235L234 136V139H232V142H230V144H232V147L230 146V148H232V151H234L235 152V154L236 155H238V156H241V155H245L244 156V160L243 161H241L240 163H238V161H234L235 159V155L234 154H232V153H230V152H228V150H226V151H224L222 154H219V153H215L213 156L215 157L214 159H216V160H214V159H209V158H206V157H203V158H201V157H198L197 155H196V153H194V151L196 150L197 152H200V151H206V152H208V150H206L207 148H206V143L208 142V141H206L205 139H204V136H208V134H211L212 135V133H211V131H209V130H206L205 128H206V126H205V124H211V125H218V124H221L223 121H221V119L217 116V115H214L215 113H213L215 110H216V107H215V105H216V103H215V98H216V92H217V88H218V85L223 81V79L225 78V75H226V70L225 71H223L222 72V70H221ZM27 74V75H26ZM103 74V73H102ZM117 74V73H116ZM117 74V75H118ZM122 75H123V73H121ZM135 74V75H136ZM144 74V73H143ZM142 74V75H143ZM152 74V73H151ZM154 74V73H153ZM152 74V75H153ZM200 74V73H199ZM202 74V73H201ZM209 75H210V72L208 73ZM253 74V73H252ZM52 75V74H51ZM60 75V74H59ZM120 75V74H119ZM132 75V74H131ZM134 75V76H135ZM151 75V76H152ZM140 76V75H139ZM202 76V75H201ZM254 76V75H253ZM53 77V76H52ZM57 77V76H56ZM55 77V78H56ZM60 76H58L57 78H59ZM107 76H105V78H106ZM109 78H110V76H108ZM107 77V78H108ZM141 77V76H140ZM153 77V76H152ZM199 77V76H198ZM207 77V78H206ZM252 77V76H251ZM54 78V79H55ZM106 78V79H107ZM106 79H103V80H106ZM111 79V78H110ZM109 79V80H110ZM53 80V79H52ZM55 81H58V80H55ZM107 81V80H106ZM108 82V81H107ZM110 82V81H109ZM208 82V83H207ZM56 84V83H55ZM107 84H109V83H107ZM112 84V83H111ZM153 84V83H152ZM57 85V84H56ZM58 86H59V84H58ZM111 86V85H110ZM113 86V85H112ZM112 86L111 87H109L108 89H110V90H112ZM54 87H56V88H54ZM114 88V87H113ZM58 90H59V88H58ZM58 90H57V92H58ZM256 90V89H255ZM157 91V90H156ZM257 91V90H256ZM255 91V92H256ZM258 91H260V90H258ZM204 93L203 95H201V93ZM19 94V95H18ZM25 94H27V93H25ZM60 94V93H59ZM163 94V95H164ZM258 93H256V95H257ZM259 94H260V92H259ZM262 94H264V93H262ZM145 95H147V94H145ZM160 95V94H159ZM159 95H158V97H159ZM255 95V97H257ZM253 96V95H252ZM252 96H250V98L252 97ZM143 97V96H142ZM166 97V96H165ZM255 97H254V101H256L255 100ZM144 98V97H143ZM160 98V97H159ZM159 98H158V100H159ZM249 98V97H248ZM249 98V99H250ZM258 98V97H257ZM141 99V98H140ZM157 99V98H156ZM161 99V98H160ZM164 99V98H163ZM168 99H169V97H168ZM248 99V100H249ZM52 100H53V98H52ZM173 100H175V99H173ZM176 100H178V99H176ZM181 100V99H180ZM46 101V102H45ZM160 101V100H159ZM169 101V100H168ZM179 101V100H178ZM251 101V100H250ZM249 101V102H250ZM259 102L257 103V105H259L261 108H264V101H261V100H258ZM113 103H115L114 101H112ZM55 103H56V101H55ZM170 103V102H169ZM252 103V102H251ZM250 103V104H251ZM171 105H172V103H170ZM169 104V105H170ZM249 104V105H250ZM255 104V103H254ZM114 105V104H113ZM112 105V106H113ZM168 105V106H169ZM248 105V103H247V106H249ZM256 105V104H255ZM26 106V107H25ZM60 106V105H59ZM166 106H167V104H166ZM250 107V106H249ZM248 107V108H249ZM114 108V110L116 111V106L115 107H113ZM247 108V107H246ZM245 108V109H246ZM252 108V107H251ZM254 108V107H253ZM111 109V108H110ZM119 109V108H118ZM20 110H22V109H19V111ZM113 110V109H112ZM113 110V111H114ZM253 110V109H252ZM110 111V110H109ZM246 111V110H245ZM248 111H249V109H248ZM251 111V110H250ZM21 112V111H20ZM28 112H26L27 114H29ZM24 113V112H23ZM67 113H69V114H73L74 115V118H70V117H68V115L69 114H67ZM125 113V112H124ZM242 113V112H241ZM240 113V114H241ZM110 114V113H109ZM115 114H116V112H115ZM114 113H113V115H115ZM245 114V112H243V115ZM248 114V112L246 113V115ZM251 114V113H250ZM112 115V114H111ZM119 114H117V116H118ZM245 115V116H246ZM80 116V115H79ZM131 116V115H130ZM239 116V115H238ZM238 116L233 120V121H235L237 118H238ZM250 116V115H249ZM168 117H170L169 115H168ZM173 117V116H172ZM239 117H242V114L239 116ZM14 118V117H13ZM12 118V119H13ZM243 118V117H242ZM241 118V119H242ZM248 118V117H247ZM11 119V120H12ZM238 119H240V118H238ZM9 120V119H8ZM14 120V119H13ZM16 121V120H15ZM171 121V120H170ZM241 121V120H240ZM244 121H245V119H244ZM12 123L14 122V121H11ZM242 122V121H241ZM240 123V122H239ZM239 123H238V125H239ZM14 124H15V122H14ZM17 124V123H16ZM15 124V125H16ZM65 125V124H64ZM67 125V124H66ZM74 126H73V128H74ZM240 126V125H239ZM9 128H11V127H13V126H8ZM66 128H67V126H65ZM91 127V126H90ZM201 127V129H200V131H199V128ZM64 128V127H63ZM70 128V127H69ZM58 129V130H57ZM72 129V126H71V128L69 129V130H71ZM122 129V128H121ZM203 129V130H202ZM12 130V129H11ZM60 130H61V132H60ZM77 130V131H78ZM123 130V129H122ZM71 131H73V130H71ZM75 131V130H74ZM221 131H228V128H227V125L226 126H224L223 128H222V130ZM234 131V130H233ZM240 131H237V130H235L234 132H240ZM80 132V133H81ZM95 132V131H94ZM229 132V131H228ZM71 132L69 131V134H70ZM73 133H75V132H73ZM221 133V132H220ZM233 133V132H232ZM76 134H78V132H76ZM85 134V133H84ZM96 134V133H95ZM71 135V134H70ZM69 135V136H70ZM88 135V134H87ZM91 135V134H90ZM244 135V134H243ZM74 135H72V137H73ZM71 137V136H70ZM75 137V136H74ZM73 137V138H74ZM109 136H106L105 138H108ZM240 137V136H239ZM87 138V137H86ZM24 139V140H23ZM70 139V138H69ZM91 139V138H90ZM95 139V138H94ZM84 140V139H83ZM214 140V139H213ZM78 141V140H77ZM85 141H86V139H85ZM88 141H90V140H88ZM92 141L93 140H91V143H92ZM96 141V140H95ZM72 142V141H71ZM74 142V141H73ZM77 143V142H76ZM86 143V142H85ZM144 143V142H143ZM141 144V146L140 147H142L141 149H145V151L147 150V149H150V150H152L151 148H153L154 147V149H156L155 147H158L157 146V144H155V143H144V144ZM223 143H225L226 145L227 144H229V143H227V142H223ZM68 144V143H67ZM73 144V143H72ZM88 144V142L86 143V145ZM93 144V143H92ZM92 144H89V147H91L90 145H92ZM69 145H71V144H69ZM75 145V144H74ZM78 144H76V146H77ZM106 145H108V144H106ZM106 145H105V148H106ZM62 146H61V148L60 149H62V150H64L63 148H62ZM88 146V145H87ZM94 146V145H93ZM102 146H104V144L102 145ZM101 146V147H102ZM139 146V145H138ZM220 146H223V144H222V142L221 143H219V145L216 147V148H220ZM64 147V146H63ZM68 147V146H67ZM108 147V146H107ZM112 147V146H111ZM111 147H109L111 150H112V148ZM74 148V149H73ZM72 149H73V152H74V150L77 148H75V147H73ZM92 148V147H91ZM90 148V149H91ZM97 149H98V147H96ZM96 148H93L94 150L96 149ZM59 148L57 147V150H58ZM68 149H69V147H68ZM72 149L69 151L70 152V156L73 154H71V151H72ZM90 149H88V150H90ZM93 149H91V150H93ZM90 150V151H91ZM218 150H222L221 148L220 149H218ZM76 151V150H75ZM86 151V150H85ZM84 151V152H85ZM124 151V150H123ZM180 151V152H179ZM57 152V155H59L58 153L59 152H61L60 150L59 151H56ZM63 152V151H62ZM68 152V151H67ZM78 152V151H77ZM89 152V151H88ZM65 153V152H64ZM90 153V152H89ZM89 153H87V154H89ZM226 153V154H225ZM63 154V153H62ZM66 155H65V157H64V159L66 160L67 158H66V156L68 155L69 156V153H65ZM92 154V153H91ZM121 154V153H120ZM3 155H9V156H3ZM56 155V156H57ZM82 155L83 154H80L79 156H80V159H82ZM93 155V154H92ZM94 155H93V157H94ZM229 155V156H228ZM64 156V154L62 155V157ZM67 156V157H68ZM76 156V155H75ZM78 156V155H77ZM89 155H87V157H88ZM102 156V155H101ZM128 156H131V155H128ZM61 157V158H62ZM84 157V156H83ZM51 158H53V157H51ZM59 158V157H58ZM72 158H73V156H72ZM72 158H71V160H72ZM77 159H79V157L77 158ZM87 159V158H86ZM95 159H96V157H95ZM95 159H93L94 161H95ZM53 160V159H52ZM64 160V161H65ZM89 160V159H88ZM87 160V161H88ZM103 160V161H102ZM11 161V162H10ZM51 161V160H50ZM55 161H56V159H55ZM55 161L53 160L52 162H51V164L54 162L55 163ZM62 161V160H61ZM67 161H69V160H66L65 162H67ZM78 161V160H77ZM86 161V163H88ZM101 161V162H100ZM57 162V161H56ZM74 162H76V161H74ZM80 162H83V161H80ZM79 162V163H80ZM161 162H163V163H168V165H167V167L164 169L165 170V173L163 174V172H162V176L161 177H158V174H159V171H160V169L161 168H159L158 167V165H157V163H161ZM230 162H232L231 164H233V165H230L229 163ZM237 162V163H236ZM62 163H64V162H62ZM61 163V165H63ZM69 163V162H68ZM71 163V162H70ZM77 163V162H76ZM78 163V164H79ZM90 163V162H89ZM94 163V165H95V163L96 162H93ZM72 164V166H73V162L71 163ZM78 164H77V168H78ZM91 164V163H90ZM89 164V165H90ZM54 165V167H56L55 166V164H53ZM57 166H58V164H56ZM60 165V164H59ZM82 165V164H81ZM89 165H87V167L89 166ZM248 165H252V167H254L253 169H250V168H248ZM48 166V165H47ZM67 166V165H66ZM65 166V167H66ZM68 166H69V169H70V167L72 168V166L70 165V164H68ZM68 166H67V168H68ZM91 166V165H90ZM96 166H95V169H96ZM44 167H46V165L44 166ZM43 167V168H44ZM62 166H59V167H57V168H61ZM64 167V166H63ZM63 167H62V169H63ZM64 167V168H65ZM76 167H75V169H76ZM83 167H86V166H83ZM91 167H93V166H91ZM22 168V169H21ZM47 168V167H46ZM45 168V169H46ZM74 168V167H73ZM89 168V167H88ZM44 169V170H45ZM92 169V168H91ZM18 170H20V171H17ZM37 170H36V173H37ZM78 170V169H77ZM93 170H94V168H93ZM93 170H92V173H93ZM238 170V171H237ZM46 171H48V170H46ZM45 171V172H46ZM64 171V170H63ZM63 171H61V173L63 172ZM65 171H67L66 169H65ZM83 171H85V170H83ZM143 172V176L141 177V178H139V180L137 181V182H139L140 184L139 185H137V186H131V184L132 183H129V182H131V178L133 177V175L135 174H137L138 172ZM16 172V173H15ZM26 172V171H25ZM24 172V173H25ZM43 172V171H42ZM44 172V173H45ZM49 172V171H48ZM74 172V171H73ZM75 172H76V170H75ZM79 172H82V170L81 171H78V173ZM137 172V173H136ZM219 172H222V174H223V176H220L219 175ZM238 172V173H239ZM29 173H31L30 171H29ZM35 173V172H34ZM64 173H66V172H64ZM78 173L76 172V174L78 175ZM87 173H89L90 174V172H87ZM229 173H231L234 177H231L230 178V180H229ZM242 173V174H243ZM18 174V175H19ZM38 174V173H37ZM84 175V173H81V175ZM230 174V175H231ZM18 175H16V176H18ZM21 175H23V173H21ZM25 175L28 177L29 175H28V173L26 174L25 173ZM34 175V174H33ZM36 175V174H35ZM41 175V174H40ZM44 175H46V174H44ZM48 175H49V173H48ZM47 175V176H48ZM74 175V174H73ZM80 175V174H79ZM88 175V174H87ZM86 175V176H87ZM93 175V176H94ZM142 175V174H141ZM160 175V174H159ZM15 176V177H16ZM25 176V177H26ZM31 176V175H30ZM37 176H39V174L37 175ZM214 176H216L215 178H214ZM242 176V175H241ZM246 176V177H245ZM26 177V178H27ZM32 177H34V176H32ZM44 177H46V176H44ZM76 177V176H75ZM85 176H83V180H81V178L78 180L79 182H80V180L81 181H85L84 179H86V178H84ZM88 178H89V176H87ZM98 177H100V176H98ZM97 177V178H98ZM136 177V176H135ZM239 177V176H238ZM31 178V177H30ZM36 178V177H35ZM77 178V177H76ZM28 179V178H27ZM75 179V178H74ZM240 179L242 180V178L240 177ZM243 179V180H244ZM248 178H246L245 180L246 181H248L247 180ZM252 179H254V180H252ZM32 179H30V181H31ZM77 180V179H76ZM94 180H96L95 179V177H92L91 178V180H90V182H89V184L90 183H93L94 182ZM106 180V179H105ZM130 180V181H129ZM240 180V181H241ZM35 181V180H34ZM43 182V189H42V191H41V193H40V195H39V197H40V201H41V205H42V207L41 208H43V210L41 209L40 211H42L41 212V217H43L44 215L45 216H47V212H48V214H50L51 215V213L53 214V212H51L52 211V201H53V197H54V199H55V195L53 196V194L51 193V191H50V187H51V185L53 184L52 183V180L50 179V177L49 178H43V180H42ZM97 181V180H96ZM99 181V180H98ZM87 182V181H86ZM243 182V181H242ZM241 182V183H242ZM133 183H135V181H133ZM244 183H245V181H244ZM80 184H81V182H80ZM94 184V183H93ZM96 184V183H95ZM94 184V185H95ZM98 184H99V182H98ZM98 184H97V186H98ZM103 184H105V183H103ZM119 184H121V186H124V185H127L128 184V187H120V186H118ZM87 185H88V182H87ZM92 185V184H91ZM133 185V184H132ZM240 185V184H239ZM246 185V184H245ZM79 187H80V185H78ZM84 186L86 187V184H84ZM83 185L81 186L82 188L84 187ZM89 187H91L90 185H88ZM220 186H221V184H220ZM242 186H243V184H242ZM52 187H53V185H52ZM209 187V186H208ZM207 187V188H208ZM246 187V186H245ZM247 187H246V189H247ZM81 188V189H82ZM197 188V189H196ZM202 188V187H201ZM217 188V187H216ZM219 188H218V190H219ZM238 188V187H237ZM257 188H256V190H257ZM91 189V188H90ZM119 191H118V190ZM209 189V188H208ZM241 189H242V187H241ZM88 189H86V191H87ZM205 190V189H204ZM211 190V189H210ZM209 190V191H210ZM217 190V189H216ZM215 190V191H216ZM220 190L218 191V193H220ZM232 191V193H234L233 192V190H235V189H231ZM237 190V189H236ZM235 190V191H236ZM243 190V189H242ZM242 190H240V191H242ZM245 190V189H244ZM249 190V189H248ZM208 191V190H207ZM211 191V192H212ZM230 191V190H229ZM229 191H227V192H229ZM247 191V190H246ZM53 192V191H52ZM201 192H202V190H201ZM205 192V191H204ZM221 192V193H222ZM237 193H240V192H238V190L236 191ZM81 193V192H80ZM83 193H85V192H83ZM89 193H90V191H89ZM206 194H207V192H205ZM214 193V192H213ZM242 193V192H241ZM240 193V194H241ZM245 193V192H244ZM248 193H249V191H248ZM88 193L86 192V195H87ZM199 194V195H198ZM204 194V193H203ZM209 194V193H208ZM210 194H212V193H210ZM215 194V193H214ZM216 194H217V191H216ZM224 194V193H223ZM225 194H227V193H225ZM223 195V197H222V199L225 201V199L226 200H228L226 197L228 196H226V195ZM231 194V193H230ZM229 194V195H230ZM235 194V193H234ZM233 194V195H234ZM252 194V193H251ZM81 195V194H80ZM83 195V194H82ZM241 195H244V194H241ZM249 195H250V193H249ZM84 196V198H85V195H83ZM83 196H81V197H83ZM121 196V195H120ZM127 196V195H126ZM186 196H188V195H186ZM220 196V195H219ZM221 196H222V194H221ZM224 196H226L225 198H224ZM231 196H232V194H231ZM236 196V195H235ZM180 197V198H179ZM203 197V196H202ZM216 197V196H215ZM83 198V199H84ZM86 198H87V196H86ZM95 198V197H94ZM93 198V199H94ZM120 198H122V197H120ZM210 198H212V197H210ZM228 198H229V196H228ZM236 198V197H235ZM141 199H145L146 201H148V203L150 202V204H151V206H152V212H151V214L150 215H148V214H146L147 213V208H146V213H143V214H141L140 212L142 211V209L143 208H145L146 207V205H145V207H142V205L140 204V207L142 208H140V207H138V208H136L135 207V204H136V202H138V200H140L141 201ZM183 199H185V198H183ZM198 199V198H197ZM216 199H217V197H216ZM233 199H234V196H233ZM232 199V200H233ZM243 199L244 198H242L241 199V202L243 201ZM245 199H246V197H245ZM250 199V198H249ZM122 200V199H121ZM144 200V201H145ZM186 200H187V198H186ZM201 200V199H200ZM199 200V201H200ZM208 200V199H207ZM219 200H221V198L219 199ZM57 201V200H56ZM81 201H82V198H81ZM86 200H83V202H85ZM124 201H125V198H124ZM210 201V200H209ZM234 201H236L235 199H234ZM90 202V205L94 202H92V201H89ZM92 202V203H91ZM98 202V201H97ZM104 202V201H103ZM112 202V201H111ZM114 202V201H113ZM127 202V201H126ZM126 202H124V203H126ZM179 202V201H178ZM183 202H185V201H183ZM188 202V201H187ZM186 202V203H187ZM198 202V201H197ZM86 203V202H85ZM102 203V202H101ZM120 203V202H119ZM119 203H117V205L119 204ZM143 203V202H142ZM175 203H176V201H175ZM200 203V202H199ZM198 203V204H199ZM205 203H206V200H205ZM221 203V202H220ZM228 202L226 201V204H227ZM54 204H57V203H54ZM83 204V203H82ZM96 204V203H95ZM98 204H100L99 202H98ZM104 204V203H103ZM102 204V205H103ZM112 204V203H111ZM110 204V205H111ZM121 204H122V201H121ZM196 204V203H195ZM207 204V203H206ZM229 204V203H228ZM235 204V206H236V203H234ZM58 205V204H57ZM56 205V206H57ZM87 205V204H86ZM90 205H89V207H90ZM116 205V204H115ZM138 205V204H137ZM144 205V204H143ZM148 205V204H147ZM173 205V206H172ZM231 205V204H230ZM240 205V204H239ZM56 206H55V208H56ZM96 206H97V204H96ZM99 206H101V204L99 205ZM106 206V205H105ZM107 206H108V204H107ZM112 206H113V204H112ZM178 206H182L181 204H179ZM189 206V205H188ZM196 206H198V205H196ZM205 206V205H204ZM212 206V205H211ZM210 206V207H211ZM228 206V205H227ZM54 207V206H53ZM104 207V206H103ZM120 207V206H119ZM171 207V208H170ZM195 207V206H194ZM193 207V208H194ZM206 207V206H205ZM240 207V206H239ZM87 208L88 207H86V209L85 210H87ZM92 208V207H91ZM99 208L100 207H96V210H99ZM102 208V207H101ZM116 208L117 207H115V210H116ZM175 208V207H174ZM179 208V207H178ZM183 208V207H182ZM186 209H184L185 210V212H187V207H185ZM198 208H201L200 206L198 207ZM207 208V207H206ZM236 208H238L237 206H236ZM5 209V208H4ZM7 209V211H4V213H3V210H2V216H0V227H1V233H0V241L1 242H3V248H6V247H10V246H12V251H14V252H16V250L17 251H22V247H21V244H27V246H29L30 248L32 247L33 249H36V252L35 253H30V254H27V255H29V258H30V261L31 262H33V261H36V260H38V261H40L39 263L40 264H79V263H76L75 261H74V259L77 257H75L74 259H73V261L74 262H71V261H69V258H71L74 254H78V253H86V254H91V253H94L95 252V247L96 246H98V244H100V245H104L105 243H107V242H105V236H107L106 234H105V236H104V238H103V240L101 241V243H100V241H98L97 240V238H99V237H97L96 235V239H93V238H95V236L94 235H92V232L94 233V232H97V233H99V235L104 231V228L105 227H107L108 229H106L105 230V233L106 232H109L108 230H110L112 227H113V225H116L115 224V218H117L116 216H117V214L116 213H114V212H110V211H108V209H103L104 210V214L103 215H105V218L103 219V221H99V220H97L95 217L93 218V220L92 221H90L89 223H87V224H85V225H83V227L82 228H80V229H78V230H75L74 229V227L72 228V229H74V230H72L71 228L69 229V226L70 225H66V224H62L61 225V228H60V230H59V233H58V235H59V237L60 238H62L61 240H60V242H59V244H57L56 245V243H55V245L54 246H48L47 247V245L49 244V240H51V239H48V238H46V237H44L45 235H47V234H49L50 232H52L53 230H54V234H55V231H56V229L54 228V226L53 225H50L49 223H43V224H41V223H39L38 221H35V219H33V220H31V222H33V223H29L27 226H25V227H23V226H19V224H20V222H21V220H20V218H22V216L24 215V213L23 212H21L20 210H17V212L15 213V214H12L11 212H9L8 211V208H6ZM59 209V208H58ZM90 209V208H89ZM205 209V208H204ZM229 209V207L227 208V210ZM231 209V208H230ZM233 209V208H232ZM231 209V210H232ZM57 210V209H56ZM82 210V209H81ZM91 210V209H90ZM96 210H94V211H96ZM103 210H101V211H103ZM176 210V209H175ZM193 210V209H192ZM199 210V209H198ZM206 210V209H205ZM223 210H224V208H223ZM230 210V211H231ZM237 210V209H236ZM1 211V210H0ZM59 211V210H58ZM57 211V212H58ZM201 211V209L199 210V212ZM220 211V210H219ZM221 211H222V209H221ZM234 211V210H233ZM238 211H239V208H238ZM13 212V211H12ZM49 212H51V213H49ZM56 212V211H55ZM117 212V211H116ZM118 212H119V210H118ZM143 212H145L144 210H143ZM176 212V211H175ZM174 212V213H175ZM183 213H185L184 211H182ZM189 212V211H188ZM187 212V213H188ZM191 212V211H190ZM198 212V213H199ZM227 212V211H226ZM232 212V211H231ZM240 212V211H239ZM239 212H238V214H239ZM40 213V212H39ZM91 213V212H90ZM94 213H96V214H94ZM93 213V215H97V211L96 212H94ZM103 213V212H102ZM179 213H180V211H179ZM178 213V214H179ZM183 213H182V216H183ZM233 213V212H232ZM231 213V214H232ZM236 213V212H235ZM120 214V213H119ZM173 214V213H172ZM176 214V213H175ZM174 214V215H175ZM202 214H203V212H202ZM205 214V213H204ZM220 214V213H219ZM225 214V213H224ZM34 216L36 215V213H34L33 214ZM49 215V216H50ZM56 215V214H55ZM85 215V214H84ZM92 215V216H93ZM103 215H101V217L103 216ZM185 215V214H184ZM189 215V214H188ZM223 215V214H222ZM230 215V214H229ZM240 215V214H239ZM242 215H240V216H242ZM82 216V215H81ZM120 216V215H119ZM163 216H164V214H163ZM179 216V215H178ZM180 216H181V213H180ZM181 216V217H182ZM194 216H195V214H194ZM193 216V217H194ZM236 216H237V214H236ZM236 216H234V218L235 219H237L236 218ZM244 216V217H245ZM53 217H54V215H53ZM83 217V216H82ZM85 217V216H84ZM84 217H83V219H84ZM88 217H91V215L90 216H88ZM98 217H99V215H98ZM143 217V218H142ZM173 217H175V216H172L171 218L173 219ZM177 217V216H176ZM181 217H179V218H181ZM187 217V216H186ZM186 217H185V219H186ZM188 217H190V215L188 216ZM187 217V218H188ZM191 217H192V215H191ZM248 217V218H249ZM81 218V217H80ZM163 218V217H162ZM178 218V219H179ZM230 218V217H229ZM232 219H233V217H231ZM238 218H240L239 216H238ZM260 218V217H259ZM29 219V218H28ZM77 219H78V217L75 219L76 221H77ZM87 219V218H86ZM89 219V218H88ZM88 219L86 220V221H88ZM101 219V218H100ZM119 219V218H118ZM177 219V218H176ZM176 219H173L174 221L176 220ZM182 219H184V218H182ZM219 219H220V217H219ZM250 219V218H249ZM261 219H262V217L260 218V222H261ZM81 219H78V221H80ZM122 220V219H121ZM171 220V219H170ZM188 220V219H187ZM225 220V219H224ZM227 220V219H226ZM240 220H241V218H240ZM240 220H238V224H240ZM245 220H246V218H245ZM245 220H244V222H245ZM252 220V219H251ZM29 220H27V222H28ZM65 221V220H64ZM74 221V220H73ZM75 221V222H76ZM168 221H169V219H168ZM174 221H172V223L174 222ZM204 221V220H203ZM218 221V220H217ZM219 221H221V220H219ZM243 221V220H242ZM264 221V220H263ZM26 222V221H25ZM63 222V221H62ZM66 222V221H65ZM123 222V221H122ZM177 222H179V220L177 221ZM183 222V221H182ZM187 222V221H186ZM189 222V221H188ZM187 222V223H188ZM202 222V221H201ZM223 222H225V221H223ZM234 223H235V221H233ZM232 222V223H233ZM243 222V223H244ZM60 223V221H58V222H56L55 224H59ZM64 223V222H63ZM79 223V222H78ZM83 223V222H82ZM124 223V222H123ZM125 223H126V221H125ZM215 223H216V221H215ZM242 223V222H241ZM246 223V222H245ZM80 224V223H79ZM180 224H181V222H180ZM200 224V223H199ZM222 224V223H221ZM237 223L235 224V225H238ZM121 226H122V224H120ZM177 225H179V224H177ZM194 226H195V224H193ZM217 225H218V223H217ZM235 225L233 226V227H235ZM263 225H264V222H263ZM124 226H125V224H124ZM259 226H261V224H259ZM127 227V226H126ZM125 227V228H126ZM173 227H175V228H173ZM189 227V226H188ZM208 227V226H207ZM210 227V226H209ZM228 227H230V226H228ZM233 227H232V230H233ZM68 228V229H67ZM117 228V227H116ZM120 228V227H119ZM179 228V227H178ZM185 228H187V227H185ZM196 228H198V227H196ZM237 228H239V226L238 227H236V229ZM182 229H184V226H183V228ZM201 229V228H200ZM213 229V228H212ZM221 228L219 227V230H220ZM58 230V229H57ZM112 230H115V229H113L112 228ZM120 230H122V229H120ZM198 230H199V228H198ZM208 230V229H207ZM214 230V229H213ZM213 230H211L210 232H212ZM218 230V231H219ZM231 229H230V232L232 231ZM22 231V232H21ZM23 231H24V233H27V232H30V235L29 236H27V234H23ZM111 231V230H110ZM180 231V230H179ZM183 231H186L185 229L183 230ZM181 232L182 233V235H184L183 233L184 232ZM222 231V230H221ZM20 232V233H22V234H18V233ZM38 232H41L42 234H44L43 236H39L38 235ZM89 232H91L89 235L90 236H92V237H89L88 236V240H87V242H86V236H87V234L89 233ZM114 234H116L117 232H118V230H117V232H115V231H112ZM188 232H189V230H188ZM190 232L191 233H193L192 235H194L196 232H197V230L194 228V227H192V228H190ZM199 232V231H198ZM204 232V231H203ZM214 232V231H213ZM212 232V233H213ZM222 232H224V231H222ZM53 233V232H52ZM110 233V232H109ZM118 234V233H117ZM179 234V233H178ZM208 234V233H207ZM24 235H25V237H24ZM56 235V234H55ZM113 235V234H112ZM176 235H177V233H176ZM176 235H174V238H176L175 236ZM188 235H190L191 236V234H188ZM200 235V234H199ZM202 235V234H201ZM214 235H215V233H214ZM213 235V236H214ZM27 236V237H26ZM37 236H39V237H37ZM94 236V237H93ZM110 236H111V234H110ZM116 236V235H115ZM114 236V237H115ZM124 237H125V235H123ZM136 236V235H135ZM137 236V237H138ZM179 236V235H178ZM195 236H196V234H195ZM203 236V235H202ZM202 236H200V237H202ZM207 236V235H206ZM222 236V235H221ZM224 236V235H223ZM35 237H37V238H35ZM51 237V236H50ZM117 237H118V235H117ZM120 237H122V235L120 236ZM137 237H135V239H137ZM198 237V236H197ZM210 237V236H209ZM216 237H217V239H219L218 238V236L216 235ZM225 237H228V236H225ZM224 237V239L226 240V238ZM80 238H81V241H79L80 240ZM111 238V237H110ZM127 239H128V237H126ZM146 238V239H145ZM162 238V237H161ZM164 238V237H163ZM173 237L172 238H170V239H174ZM177 238H179L180 239V236L179 237H177ZM191 238H193L192 236H191ZM190 238V239H191ZM194 238H196V237H194ZM115 239V238H114ZM117 239V238H116ZM154 239V238H153ZM158 240H152V242H151V246H152V248H153V246H155V244L156 243H160V241H162V240H160L159 238H157ZM213 239V237H211V240ZM228 239V238H227ZM56 240V239H55ZM118 240V239H117ZM120 240V239H119ZM122 240V239H121ZM126 240V239H125ZM129 240H131V239H129ZM134 240V239H133ZM167 240V239H166ZM178 240V239H177ZM196 240V239H195ZM194 240V241H195ZM205 240V239H204ZM208 240V239H207ZM209 240H210V238H209ZM225 240H223V241H221L220 239L218 240L219 242H223V243H225ZM228 240H230V239H228ZM234 240V239H233ZM52 241V240H51ZM109 241H110V239H109ZM150 241V240H149ZM168 241V240H167ZM167 241H166V243H167ZM179 241V240H178ZM188 241H190L189 239H188ZM192 241V240H191ZM240 241H242V240H240ZM57 242V241H56ZM113 242V241H112ZM112 242H110L111 243V245H113L114 244V242H113V244H112ZM121 242V241H120ZM119 242V243H120ZM168 242H171V241H168ZM173 242V241H172ZM208 242H210V241H208ZM207 242V244L209 245V243ZM214 242V241H213ZM231 242V241H230ZM232 242H234V241H232ZM231 242V243H232ZM246 242V241H245ZM86 243V244H85ZM125 243H127V242H125ZM129 243V242H128ZM132 243V242H131ZM136 243V242H135ZM175 243V242H174ZM182 243H184V242H182ZM189 243V242H188ZM203 244H204V242H202ZM216 243H217V241H216ZM226 243H227V241H226ZM234 243H237L236 242V240H235V242ZM78 244H80V245H78ZM81 244H85L86 245V247H84V245H81ZM164 243H162V246H165V245H163ZM168 244V243H167ZM171 244H173V243H171ZM175 244H177V243H175ZM190 244V243H189ZM193 244V243H192ZM212 244V243H211ZM214 244H215V242H214ZM230 244V243H229ZM238 244H239V242H238ZM244 244V243H243ZM243 244H241L239 247H241V246H243ZM248 244V243H247ZM15 245H17V246H15ZM52 245H53V243H52ZM121 245V244H120ZM122 245H124V243L122 244ZM126 245V244H125ZM130 245V244H129ZM157 245V244H156ZM169 245V244H168ZM182 245V244H181ZM185 245V244H184ZM206 245V244H205ZM207 245V246H208ZM213 245V244H212ZM211 245V246H212ZM219 246H221L220 245V243L218 244ZM235 245V244H234ZM234 245H233V247H234ZM133 246V245H132ZM149 246H150V244H149ZM150 246V247H151ZM161 246V247H162ZM167 246V245H166ZM169 246H171V245H169ZM174 246V245H173ZM190 246H193V245H190ZM211 246H209V248L211 247ZM218 246V247H219ZM227 246H228V244H227ZM227 246H226V248H227ZM232 246V245H231ZM236 246V245H235ZM261 246V245H260ZM105 247V246H104ZM111 247V246H110ZM115 247V246H114ZM117 247V246H116ZM119 247V246H118ZM150 247H149V249H150ZM161 247L159 246L158 248L159 249H161ZM172 247V246H171ZM177 247H178V245H177ZM185 247L187 248V246L185 245ZM185 247H183V248H181L180 250L182 251L183 249H184V251H185V253H186V250H185ZM199 247V246H198ZM201 247H203V246H201ZM213 247H215L214 248V250L215 249H217V247L216 246H213ZM213 247H211V248H213ZM223 247H225V245H223ZM244 247V246H243ZM242 247V249H244V251H245V248H243ZM259 247V246H258ZM258 247H256V248H258ZM1 248H2V244H1ZM2 248V249H3ZM100 248V247H99ZM107 248H108V246H107ZM112 248V247H111ZM121 248H123V247H121ZM127 248V247H126ZM130 248V247H129ZM151 248V249H152ZM158 248L156 249V250H158ZM163 248V247H162ZM165 248V247H164ZM167 248V247H166ZM170 248V247H169ZM168 248V249H169ZM180 248V247H179ZM191 247H189V249H190ZM193 248H195V245L193 246ZM193 248H191V250L193 249ZM197 248V247H196ZM200 248V247H199ZM207 248V247H206ZM209 248H207V251H205V252H208V249ZM210 248V249H211ZM220 248V247H219ZM222 248V247H221ZM220 248V249H221ZM234 248H236V247H234ZM255 248V249H256ZM264 248V247H263ZM26 250H27V248H25ZM120 249V248H119ZM118 249V250H119ZM151 249H150V251H151ZM188 249V248H187ZM202 249V248H201ZM225 249V248H224ZM241 249V250H242ZM97 250V249H96ZM100 250V249H99ZM103 250V249H102ZM111 250V249H110ZM125 250V249H124ZM123 250V251H124ZM127 250H129V249H127ZM134 250V249H133ZM146 250V249H145ZM156 250H154L153 249V251H156ZM170 250V249H169ZM172 250V249H171ZM170 250V252H173V251H171ZM180 250L178 251L179 253H180ZM204 250V249H203ZM213 250V249H212ZM222 250L223 249H221V252H222ZM233 250V249H232ZM232 250H230V251H232ZM259 251H261L260 249H258ZM264 250V249H263ZM35 251V250H34ZM136 251H138V249H136ZM148 251V250H147ZM196 252H197V250H195ZM200 251H202V250H200ZM200 251H198V252H200ZM219 251V250H218ZM227 251H229V247L227 248ZM237 251H238V249H237ZM251 251V250H250ZM28 252V251H27ZM29 252H30V250H29ZM28 252V253H29ZM101 252H103V251H101ZM105 252V251H104ZM117 252V251H116ZM121 252V251H120ZM132 252V251H131ZM143 252H145L144 250L142 251V253ZM158 252H159V250H158ZM157 252V254L159 255L160 253H158ZM161 252V251H160ZM204 252V251H203ZM203 252H201V253H203ZM210 252V251H209ZM212 252V251H211ZM245 252H247V250L245 251ZM263 252V251H262ZM21 253H25V251L23 250V252H21ZM98 253H99V251H98ZM113 253V252H112ZM123 253V252H122ZM130 253V252H129ZM128 252H127V255L129 254ZM141 253V252H140ZM140 253H139V255H140ZM150 253V252H149ZM164 253V252H163ZM165 253H169V251H166ZM164 253V254H165ZM174 253V252H173ZM177 253V252H176ZM229 253V252H228ZM241 253V252H240ZM19 254V253H18ZM105 254H107L106 252H105ZM105 254H103L104 255V257L103 258H107L106 256H105ZM109 254H111V252L109 253ZM120 253H118L117 255L118 256H121V255H119ZM135 254V253H134ZM136 254H138V253H136ZM147 254V253H146ZM151 255H153L154 254V252L153 253H150ZM184 254V253H183ZM187 254H188V252H187ZM194 254V252L192 253L191 252V255L190 256H193V257H195L196 255H193ZM197 254V253H196ZM204 254V253H203ZM210 254V253H209ZM208 254V255H209ZM212 254V253H211ZM222 255L223 254H225V252L223 251V253H221ZM230 254V253H229ZM233 254V253H232ZM248 254H250L249 252H248ZM247 254V255H248ZM11 255V254H10ZM93 255H95V253L93 254ZM93 255H91V256H93ZM97 255V254H96ZM113 255H115V253L113 254ZM123 255V254H122ZM132 255V254H131ZM131 255H129V256H131ZM138 255V256H139ZM142 255V254H141ZM144 255V254H143ZM163 255V254H162ZM170 255V254H169ZM173 255V254H172ZM174 255H175V253H174ZM173 255V256H174ZM198 255V254H197ZM202 255V254H201ZM220 255V251H219V254H218V256ZM228 255V254H227ZM231 255V254H230ZM240 255V254H239ZM242 255V254H241ZM240 255V256H241ZM75 256V255H74ZM79 256H81V255H79ZM98 256V255H97ZM110 256V255H109ZM112 256V255H111ZM125 256V255H124ZM128 256V257H129ZM147 256V255H146ZM154 256V255H153ZM152 256V258H153V261L154 260H157V259H155L154 257ZM155 256H156V253H155ZM167 256V254H165V257ZM177 256V255H176ZM211 256H213V255H210V257ZM224 256H226V255H224ZM236 256V255H235ZM238 256V255H237ZM240 256H238V258H240ZM242 256H244V255H242ZM242 256H241V258H242ZM84 257V256H83ZM94 257V256H93ZM96 257V256H95ZM113 257V256H112ZM136 257V256H135ZM134 256L132 257V258H135ZM149 257V256H148ZM162 257H164V256H162ZM169 257V256H168ZM182 256H180L178 259H180ZM183 257H185V255L183 256ZM182 257V258H183ZM202 257H203V255H202ZM206 257H208V256H206ZM206 257H204V259L206 258ZM209 257V258H210ZM234 258V256H231V258ZM81 259H82V257H80ZM84 258H86V257H84ZM88 258V257H87ZM90 259H91V257H89ZM100 258V257H99ZM120 258V257H119ZM127 258V257H126ZM126 258H124V261H125V259ZM139 258H140V256H139ZM161 258V257H160ZM167 258V257H166ZM172 258V257H171ZM176 258V257H175ZM192 258V257H191ZM209 258H206V260L207 259H209ZM218 258V257H217ZM221 258V257H220ZM226 258V257H225ZM230 258V257H229ZM228 258V259H229ZM245 258L247 259V257L245 256ZM244 258V259H245ZM13 259V258H12ZM12 259H9V261L11 260V264H14L13 262H12ZM23 259V258H22ZM89 259V260H90ZM110 259V258H109ZM113 259V258H112ZM130 259V258H129ZM136 259V258H135ZM134 259V260H135ZM143 259H144V257H143ZM149 259H150V257H149ZM149 259H147L146 258V260L147 261H149V262H146V263H150V260ZM165 258H161V259H158L155 263H157L159 260H164ZM174 259V258H173ZM177 259V260H178ZM184 259V258H183ZM198 259H200V258H198ZM203 258H202V260H204ZM216 259V258H215ZM227 259V260H228ZM236 259V258H235ZM243 259V260H244ZM21 260V259H20ZM78 260V259H77ZM92 260V259H91ZM96 260V259H95ZM95 260H93L94 262H95ZM105 260V259H104ZM104 260H103V262H104ZM106 260H108V259H106ZM133 259H131V261H132ZM136 260H140V259H136ZM169 260H171L170 259V257H169V259L167 260L169 263H171V261H169ZM182 260V259H181ZM186 260V259H185ZM184 260V261H185ZM188 260V259H187ZM191 260V259H190ZM189 260V261H190ZM201 259H200V261H202ZM221 260V259H220ZM219 260V261H220ZM223 260V259H222ZM233 260V259H232ZM237 260V259H236ZM17 261L19 262V260H16V263H17ZM24 261V260H23ZM82 261V260H81ZM85 261V260H84ZM87 261V260H86ZM98 261V263L97 264H99V262L101 261V259L100 260H97ZM113 261H114V259H113ZM120 261H121V259H120ZM124 261H123V263H124ZM151 261H152V259H151ZM152 261V262H153ZM183 261V260H182ZM193 261H198V260H194L193 259ZM199 261V262H200ZM239 261V260H238ZM258 261H260V260H258ZM21 262V261H20ZM78 262V261H77ZM92 262V261H91ZM94 262H92L91 264H93ZM102 262V263H103ZM109 262V261H108ZM107 262V263H108ZM115 262V261H114ZM114 262H112L113 264H114ZM117 262H119V260L117 261V259H116V262L115 263H117ZM125 262H129L128 261V259H127V261H125ZM138 262V261H137ZM151 262V263H152ZM173 262H174V264L176 263L175 262V259H174V261H172V264H173ZM178 262H180V261H177V263ZM185 262H187V261H185ZM191 262V261H190ZM225 262V264H226V261H224ZM263 262V261H262ZM261 262V264H263ZM15 263V264H16ZM26 263V262H25ZM88 263V262H87ZM86 263V264H87ZM105 263H106V261H105ZM106 263V264H107ZM132 263V262H131ZM139 263V262H138ZM158 263H160V262H158ZM189 263V262H188ZM192 263V262H191ZM195 263V262H194ZM193 263V264H194ZM198 263V262H197ZM205 263V262H204ZM215 264H218V261L217 262H214ZM220 263H222L221 261H220ZM257 263V262H256ZM255 263V264H256ZM88 264H90V262L88 263ZM119 264V263H118ZM124 264H126V263H124ZM133 264V263H132ZM135 264H137V263H135ZM165 264H167V263H165ZM180 264V263H179ZM184 264V263H183ZM206 264H209V263H206ZM213 264V263H212ZM223 264V263H222ZM227 264H230L229 262L227 263ZM232 264V263H231ZM233 264H235V263H233ZM254 264V263H253ZM259 264H260V262H259Z\"/></svg>",
  "mask_w": 264,
  "mask_h": 264
},
{
  "label": "snow or ice",
  "instance_id": "6c2138e0",
  "mask_svg": "<svg viewBox=\"0 0 264 264\" xmlns=\"http://www.w3.org/2000/svg\"><path fill=\"white\" fill-rule=\"evenodd\" d=\"M201 7H204V5H200ZM17 7V0H9L8 3L4 4L3 7H0V26H3L6 21L12 20L15 16V8ZM261 47H264V45H261ZM251 69H249L250 75H251ZM220 76H223V73H220ZM261 80L259 87L264 93V72L261 73ZM253 84L255 83V77H252V80L250 81ZM253 93L255 94V88L253 89ZM204 93L202 92L201 95ZM259 99L261 101H264V94H261L259 96ZM255 107L264 114V108H261L259 105H255ZM167 151V149H165ZM31 183V181H29Z\"/></svg>",
  "mask_w": 264,
  "mask_h": 264
},
{
  "label": "trees",
  "instance_id": "16d2710c",
  "mask_svg": "<svg viewBox=\"0 0 264 264\" xmlns=\"http://www.w3.org/2000/svg\"><path fill=\"white\" fill-rule=\"evenodd\" d=\"M31 56V58H33L34 57V55H30ZM241 76L243 77V79H244V72H242L241 71ZM232 77V75L230 76V77H228L227 79H226V83L227 82H229V80H230V78ZM244 81H246V80H244ZM8 129H10L11 130V128H8ZM3 187V186H2ZM4 188V187H3ZM24 191V190H23ZM14 198V197H13Z\"/></svg>",
  "mask_w": 264,
  "mask_h": 264
}]
</instances>
